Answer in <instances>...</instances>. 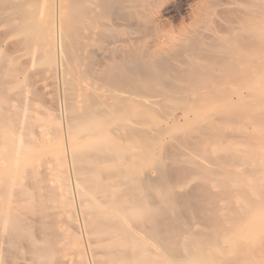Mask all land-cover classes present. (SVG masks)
Returning <instances> with one entry per match:
<instances>
[{"label": "rangeland", "instance_id": "374dc122", "mask_svg": "<svg viewBox=\"0 0 264 264\" xmlns=\"http://www.w3.org/2000/svg\"><path fill=\"white\" fill-rule=\"evenodd\" d=\"M69 4H71V1H68V0H61V4L59 3V10H60V16H61V18H63V19H66V15L68 16V13H69V15L71 14V5H69ZM131 4V6H129V7H133V8H131V10L130 9H128V11H130L129 12V17L125 20V22H118V24H119V27L120 28H118L117 26L118 25H116V26H114V24H113V21L111 20L112 19V15H110L109 16V18H107V19H105V18H102L100 21L102 22V23H104V24H107V25H112L113 26V29H116L117 31H121L120 33H117V35L115 34V36L113 37V41L115 42L116 40H118V41H120V42H118L117 41V43H121V40L123 41V39L125 40H127V41H124V42H128V43H126L125 45H128L129 47H131V49H132V47L133 46H135V43L137 44L135 47H137V46H141V44H142V48H145V49H148L149 51H152L153 52V54L156 56V58L157 57H161V55H162V57L161 58H167V57H169L168 55H167V53L169 54H172L173 53V58H171V56H170V60L171 59H174V61L173 60H171L170 62H169V64H171V65H173V67L175 66V68L176 69H174V68H172L173 69V71H171L172 69H170V67H169V73L168 74H172V75H168V74H166V75H168L169 77H172L173 75H175L176 73L175 72H177V71H180V73L182 72V71H184V70H186V68H188L186 71H185V73H184V76L186 77V75L187 74H190L191 75V73H194V75H191V77H190V75H188L186 78L184 77V76H182V73H181V75H179V77L181 76L182 78H184L183 80L181 79V77H180V79H175V80H177V81H172V80H169V81H172L174 84H172L171 82V84L172 85H174L173 86V88L174 89H176V86H178V90H179V88L181 89V91L180 92H177V90L175 91L172 87H171V85L170 84H168L169 86H170V89H166V88H169V86L167 85V87L166 86H164L165 85V79H166V83H168L169 81L167 80V76H166V78L164 79L163 77H165V76H162V73H161V76H160V74L158 75V73H156V75H154V77H156V78H161V81L159 80V79H155L153 76H152V78H153V80H152V78L150 79V78H143V77H141V78H139V77H136L135 79H136V81H135V83H133L132 85H133V87L134 86H137V87H135V88H133L132 87V85H131V87L129 86V84L124 88V89H119V88H115V89H113L112 90V92H113V94L112 93H110L111 92V90L109 91V90H107V92H106V89H110L111 87H108L107 88V86H106V88H104L103 87V85H100V84H94V83H89L90 81L91 82H93V80H91V79H89V78H84V76H83V74H82V72H81V70H80V68H79V66H78V64L76 65H74L75 66V72H74V74L73 75H75L74 77H72L71 78V80L74 78V80H75V82H77L76 84H74L73 86L72 85H70L69 83V85L70 86H68V87H71V88H74V89H78V90H76L77 91V95H75V91H73V89L71 90H69V91H71V93L72 94H74V98H76V99H74V98H72V96L73 95H71V93L70 92H67V87L65 88V87H63L62 85H61V80H60V77L57 75L56 77H55V75L53 76L51 73V76H50V74L46 71V70H48L51 66L50 65H48V63L45 61V60H41L40 59V54H39V56L37 55V52H36V54L34 53L35 51H34V45H30V46H32V47H30L29 45H26V36L24 35V34H22V33H12V30H11V33H10V30H9V32H8V27L7 26H5L4 25V22H2V23H0V34L2 35H0V38L1 39H3V40H1V42H0V61H1V59H2V61L0 62L1 64H0V69H2L3 68V71H4V68L5 69H7L8 71H9V69L12 71H7L6 70V72L4 71V73H3V75H4V77L6 78L7 76V78H6V80L7 79H9V80H5V78L3 77V79L5 80V82H8V81H12V79L11 78H13V79H15V81L13 80V82H11L10 81V83H14L15 84V86H14V88H12L11 89V91H10V93L9 94H14V92L16 93L17 91H18V94H14V96H15V98L14 99H16L17 97H18V99L17 100H14L16 103H18L17 101H19L20 103H22V101L24 100V98L23 99H21V97H25L26 96V93H27V96H28V98H30V102L32 103H30L31 104V106L30 107H32L33 108V112H32V114L33 115H31V114H28L29 116H30V120H31V122L33 123V127L35 128V126H36V128L34 129L33 128V133L34 132H37L38 134H39V138L41 139H39L38 140V137H37V139L36 138H34L35 139V141L34 142H36L35 144L36 145H38V148L36 147H33L32 149L30 148V147H26L25 149L27 150V152H26V155H21V156H19V158H20V160L22 161V164H21V169L19 170V176H18V183H17V185H18V187H20V186H22L23 184H24V186H22L20 189H18V188H14V190L16 191L17 189L20 191L21 189L23 190L24 189V187L26 186V188L27 189H29L30 187L29 186H33V184L31 185V181H30V184L28 183V181H24L23 180V178H22V173L24 172V171H27L26 170V167H28V168H30L31 169V171H30V169H28L30 172H25L24 174H26V173H29V174H31V175H28V174H26V176H30V177H28V178H31L32 177V174H35L36 172L37 173H39V175L41 174V176H42V174H43V176L41 177V176H39L37 173L35 174V175H37V176H39L40 178H43V180H45V178L47 179V182L45 181V184H47L46 186H47V191L48 192H46V194H45V196H47L46 197V201L44 200V198H45V196H43V200L44 201H36L35 202V200H33V202H31L32 204V207L30 206V208L29 209H31V210H33V212H31V210H29V209H26V211L28 210L29 212H30V214L31 215H29L28 213L29 212H27V215H24V217L25 216H27V218L29 217L30 218V220H29V218H28V221H30L31 222V220H33V221H35V219H36V221L39 219V217L42 215V217L44 216V218H46L45 216L46 215H50L51 214V216L49 217L51 220L50 221H48L47 220V222H49V224H50V222H51V224L52 225H54V232H53V227H50V228H52V229H50V232L48 233L47 232V234L49 235V237H50V235L52 234V236H54V239L56 240L57 238V240L56 241H54V242H56V243H58L57 245L58 246H60V247H65L64 248V250H63V252H61V257H60V259L59 260H61V261H57V262H55V263H52V264H72L73 262V264H78V263H76V261L75 260H79V262L80 263H82L83 261V259L81 258V257H85L86 259L84 260L85 262L84 263H89V264H92L91 262H89V261H91L90 259V256H91V253H89V249L87 248V246L88 245H86V244H88L87 243V241H86V239L87 238H85V233L83 232V229H82V227H81V217H82V212H81V206H79V205H81V201H80V203H78V200H81V199H79L80 197L78 196H76V192H75V190H74V188H73V193H72V204H70V205H72L71 207L69 206V207H66L65 206V202H66V200H65V198H64V196H61V193L63 194V190L61 189V188H59L60 187V179H59V177L57 178V176L56 175H58V172H57V166L58 167H60L61 169H65V167H68V164L66 165V164H62V162L61 161H58V160H56V158H61V156H63L62 158H64V162L66 161V159H68V150H69V142H68V139H66V137L67 136H64V135H66V134H64V131H66V130H62V132H63V136H62V139H60V141H58L57 142V140H55V142H53L52 144H50L49 142V140H50V138L51 137H43L42 138V134H45V132H48L47 134H53L52 132H56L55 131V129H54V127L52 126H49V125H52V124H50V122H51V120L54 118V119H57V117H59L58 118V120L59 121H61V123L63 122V118L65 119V115H66V110L65 109H63V108H65L62 104H63V99H64V97L63 96H65V94L66 95H68V96H65V97H70V98H72V100H76L75 102H78L76 105H78V106H80V107H77V113L79 114V115H77L78 117H85V114L83 115V114H81V111L82 112H84V113H87V112H85L86 110V108L89 106L88 104H90V109L91 110H89L91 113H92V111H96V113L94 112L93 113V115H96V114H98V115H100V114H102V113H104V111H105V109H104V107L105 108H111V110L110 111H114V113H116L117 114V112H115V111H119V113H120V109H121V113L119 114L118 113V115H115L114 113H113V116H107L106 117V122H108L107 123V125H105V129H106V127L109 125L113 130L112 131H110V129L107 131V132H105L107 135H109L110 134V132H113L114 133V131H115V133H118V131L121 129V127L123 128V127H125L126 125H119V122L121 123L122 121L120 120V116L122 115V112H124V113H126L127 114V116H125V118H127V117H130V118H132V120H134V121H131L130 119H128V123H131V127H133V129H134V131H135V129H138V130H136L137 132H134L131 128H130V125H129V127H128V125L126 126L127 128H129V130H130V132L131 133H129V130H125V135H126V137L128 138V137H131V138H133V139H135V140H133V139H127L126 138V141H125V145H124V149H122V150H124V151H129V152H124V151H122V150H120V152H119V154H121V156H122V153H123V155H124V157H122L121 158V156L117 153V152H111L110 154L112 155V154H114L113 155V157L110 155V158L112 159V163L110 164V165H99V164H96V162H95V164H96V166H95V169L96 168H101L102 169V171H104V172H106V174H107V171H109L111 174H112V171H113V175H111L110 174V176L112 177V176H114V175H116V173L117 172H120V171H127V172H131L130 171V169L134 172H132L134 175L133 176H135L136 177V179L138 178L139 180H138V182H140V179H142L143 181H141V188L143 189V190H145V187L147 186V190L149 191V193H151V195L149 194V195H147L148 194V191L147 190H145V192L142 190V189H138V187H139V183L137 182V185L138 186H136V188H135V186L134 185H136V183L134 184V182L132 181V183L133 184H131V185H133V186H131L130 188H131V190H132V192L133 193H135V194H138L139 196H143V193H144V198H145V194H146V200L144 199V202L146 201V203H145V205L146 206H148V204L150 203V202H154L153 204H162L161 203V201L163 200V201H165V200H168L169 202H176L177 201V205L176 206H174V209H172L173 208V206L171 207V208H168V211H169V209H171L170 211H172L173 212V215L172 214H170V211L168 212L167 211V213L165 214V216H159V218L160 219H163V220H166V219H168V221L170 220V222L172 223L171 224V226L173 227L172 228V230L170 231L171 233H170V238H172L171 236H176L173 240H175V242L177 241L178 242V239L180 240V242H178L179 243V246H180V248H181V253L180 252H177V251H180V248L179 247H177L178 246V244H177V242H176V245L177 246H175L176 248H174V246H173V244L175 245V242L174 243H171V245L173 246V248L174 249H176L175 251L177 252V254L175 253L174 255L175 256H172L173 258H178V259H176V261H178L179 263L178 264H203V262H204V264H224L226 261H228V263L227 264H244L245 262H246V264H247V259L248 258H252L253 257V259L254 258H256V255L257 254H263V252L262 253H260V252H258L259 250L257 249H255V248H257L258 246H259V244L261 243V244H264V239H262V238H264V236H263V233H264V213L263 214H255V215H253L252 216V218L251 217H245V219H247V220H245L242 216H240L239 218H241V219H239V220H242L241 222H239V220H238V218L236 217V216H238V213H232L231 211H228V209H227V207H228V204L226 205V203H228V201H225V199H226V197H225V195L223 194L224 193V191L225 190H221V188L219 189V187H220V184L218 183L221 179H223V176H217L218 174H219V172H216L215 170H213V168L215 169L217 166L219 167V169H220V171H221V169H223L225 166V164H222V163H217V164H220V165H217L216 163H215V159H213V157L214 158H217V156H219V154H221V153H225L226 151H233V152H237V153H239L240 155H243L244 154V152H241V151H239V150H243V151H248L249 149H250V146H248L249 144L246 142V143H244V141H243V143H241V144H239V142H238V144H237V142L235 141L234 142V140H232L233 141V143H231L232 141H230L229 142V140H225L224 142H222L223 140H221V142L220 141H218L219 140V138H217L215 135H213V133H212V131H211V133H212V135L213 136H215L214 137V139L211 137V135L209 134V131H210V129H209V131H208V129H205V130H207L208 131V134L205 132V134H204V132L202 131V130H204V129H200L201 130V132L200 131H198V129H199V127H198V125H200L201 126V121H202V125L205 123V121L207 122L208 120L209 121H213V119H214V121H216L215 119H217V121H218V119H220V121H222L223 122V120H224V118L227 116V115H231L232 116V114H233V116H234V114L236 115L235 117H237L238 118V115H240V118L242 117V115H244V112H243V114H236V113H238V112H240V111H242V109H243V111H244V108L243 107H241V105L239 106V108L241 109V110H239L238 112H236V113H233L232 112V114H229V113H231V112H227V115L221 120V118L220 117H223V115H225V110H228V108H229V106L228 105H226V104H228V102L230 103V102H232V100H233V102L234 101H236V103H237V106H238V100H235V99H237L238 97L240 98L239 99V104H241V102L242 101H244V100H246V102H247V100H249V95L250 94H248V96H246L245 97V95H247V93H253L252 95H258V96H260V97H263L264 96V94H263V96L261 95L262 93H264V90H263V88H264V53L262 52L261 53V50L262 49H264V39L261 41V39L263 38L262 37V35H264L263 33H264V0H134V3L132 2V3H130ZM129 4V5H130ZM66 5H67V7H66ZM137 5H139L138 7H136V8H134V6H137ZM140 7H142V8H140ZM137 8H139V11H138V9ZM132 13V14H131ZM133 14H135V17H134V15ZM133 16V17H132ZM132 17V18H131ZM142 17V18H141ZM69 18V17H68ZM67 18V19H68ZM71 18H73V16L72 15H70V18L69 19H71ZM134 18V19H133ZM137 18V19H136ZM68 19V20H69ZM135 19H136V21H135ZM67 20V21H68ZM73 20V19H72ZM70 21V20H69ZM85 21V23H86V25L84 26V22L82 21V23L80 24V23H77V25L76 26H78L79 27V29H76V27H75V30H77L76 32H78V31H80L79 33H80V35H82V34H84L83 36H88L89 35V25L91 24V22L89 21V20H84ZM1 22V21H0ZM126 22H128L127 24L128 25H126ZM121 24H122V26H121ZM257 24V25H256ZM127 27H126V26ZM139 25H141V28H139L138 26ZM259 25V26H258ZM125 26V27H124ZM256 26V27H255ZM57 26L56 25H54L53 26V28L55 29ZM258 27L260 28V32L259 31H257L256 30V28L258 29ZM86 28H87V30H86ZM122 28V29H121ZM123 28H127V29H124L123 30ZM3 30V31H2ZM57 30V29H56ZM98 28H96L95 29V31L96 32H98ZM5 31V32H4ZM124 31H127V32H124ZM249 31V33H251L252 31L255 33H253V35H252V33L250 34V36L252 35V37H253V39L255 40V42L253 43L252 41V43L255 45L256 43V45H261V47L258 49V50H260V52H259V54H262V56L261 55H259V57L261 56V58H258V55H257V57H255V56H253L254 57V59L253 60H251V58H252V56H250V55H248V50L250 49V51L252 52L253 50H256V47H254L253 46V44H252V48H250L251 46H249V44H250V41H248L247 42V40H246V38L245 37H243L244 36V34L246 35V33ZM4 32V33H3ZM259 32V34H257ZM6 33V34H5ZM10 33V34H9ZM74 33H75V31H74ZM82 33V34H81ZM115 33V32H114ZM127 33V34H126ZM249 33H247V35L249 34ZM9 34V35H8ZM121 34V35H120ZM242 34V40H245L246 41V43H247V45H246V43L242 46V43L244 42H242V40L239 38V35H241ZM257 34V35H256ZM262 34V35H261ZM76 35H79L78 33L76 34L75 33V36ZM79 35V36H80ZM118 35H120L121 36V38L120 37H117ZM255 35H256V37H255ZM79 36H78V39H79ZM124 36V37H123ZM191 36V37H190ZM232 38H231V37ZM257 36H259L258 38H260V40L257 38ZM77 37V36H76ZM226 37H227V39H226ZM235 37H238L240 40V42H242L241 44H239L235 39ZM252 37H249V39L251 38L252 39ZM19 38H21V39H19ZM22 38H24V39H22ZM223 38H224V40H228V41H224L223 40ZM230 38V39H229ZM257 38V39H256ZM73 39H75L74 37H73ZM71 40V45L72 46H75V44L74 43H76V42H78V45L80 44L79 43V41H78V39L76 40V42H75V40ZM84 39H85V37H84ZM83 38H82V36H81V38L79 39V40H81V43H82V41L83 42H85V40H84ZM214 39H215V41H214ZM17 40V41H16ZM136 40H139L140 42H138V41H136ZM193 40H195L196 41V45H197V47H194L193 45H192V43L193 44H195V42L193 41ZM230 40V41H229ZM232 40V41H231ZM257 40V41H256ZM9 41H10V43H9ZM21 41H23V42H21ZM202 41V42H201ZM8 42V43H7ZM16 42V43H15ZM21 42V43H20ZM46 42V41H45ZM110 43L111 42V40L110 39H108V41H107V43ZM192 42V43H191ZM200 42L202 43V44H200ZM233 42L234 43H236V44H234V45H232L233 44ZM106 43V44H107ZM199 43V44H198ZM215 43V46H217V45H222V47H223V49H221L220 48V46L218 47H213V44ZM232 43V44H231ZM237 43H238V45L240 46L241 45V48L239 49L238 48V45H237ZM15 44H17V45H15ZM190 44V45H189ZM21 45V46H20ZM24 45V46H23ZM78 45H76V46H78ZM180 47V48H178V46ZM192 45V46H191ZM200 45H203L202 46V49L203 50H210V51H212V52H203L202 50H200L201 49V47H200ZM255 45V46H256ZM4 46H6V49H5V47ZM27 46V47H26ZM36 47H37V50H38V52L40 53L41 51H42V49H44L43 51H46L47 49H48V47L47 46H43V45H41V46H39V45H35ZM42 46H43V48H42ZM80 46V45H79ZM127 46V47H128ZM190 46H191V49H192V47H194V49L196 48V51H195V54L194 53H192V52H194V49H193V51L190 49ZM199 46V47H198ZM209 46V48H207ZM233 46H237V47H233ZM249 46V47H248ZM20 47H22V48H20ZM28 47H30V49H29V51H28ZM38 47H40L39 49H41V51H39V49H38ZM128 47V48H129ZM134 47V48H135ZM182 47V48H181ZM212 47H213V50H212ZM245 48V47H248L249 49H247V48H245V51H247V52H245L244 50H242L241 51V49L242 48ZM259 47V46H258ZM15 50H14V49ZM18 48H19V50H21V51H19L18 50ZM98 47H96L95 48V50H99V48L97 49ZM133 48V49H134ZM200 48V49H199ZM211 48V49H210ZM232 48H234L236 51H234ZM243 48V49H244ZM177 49V50H176ZM191 50L190 51V55H192L193 54V56H190L188 53H187V50ZM247 49V50H246ZM18 50V51H17ZM181 51L180 53L181 54H179L178 52L179 51ZM188 50V51H189ZM198 50H200V51H202V52H198ZM206 50V51H207ZM4 51V52H3ZM31 51V52H30ZM34 51V52H33ZM100 52H102V50H99ZM98 51V52H99ZM173 51V52H172ZM216 52H218V53H223V55H214V53H216ZM257 53H258V51H256ZM256 52H254V53H256ZM35 55H34V54ZM79 53H81V52H79ZM103 53V52H102ZM177 54L178 53V55H180L179 56V58H176L175 59V57H177V55L175 56L174 54ZM233 53V54H232ZM188 54V55H187ZM203 54V55H202ZM208 54V55H207ZM252 54V53H251ZM18 55V56H17ZM160 55V56H159ZM183 55V56H182ZM195 55V56H194ZM197 55V56H196ZM203 57H202V56ZM211 56V58H212V61H213V56H215V59H216V61H217V59H219V58H216V57H225V56H227V61L224 59V61L225 62H227L228 64H230V63H232V64H230V65H228L227 63H226V65H228V67H231L232 65H233V69L231 68V71H227V73H226V70L225 71H223V68H218L219 66L221 67V65H219L221 62L220 61H222L223 62V59L222 60H220L219 62L220 63H218V61L215 63L214 61L212 62V61H210V59H209V57H207V56ZM253 55V54H252ZM256 55V54H255ZM3 56H4V58H3ZM205 56H206V58L208 59V61H210V63L212 62V63H215V64H212L211 65V68H210V66H207V65H209L210 63L206 60V63H207V65H206V63H205ZM2 57V58H1ZM10 57V58H9ZM28 57H30V58H27ZM180 57H182L181 59H180ZM195 57V58H194ZM202 57V60L204 61H200L199 59ZM17 58V59H16ZM37 58V59H36ZM193 58V59H192ZM199 58V59H198ZM229 58V59H228ZM255 58H256V62L254 63L255 64V66L253 65V62L252 61H254L255 60ZM258 58V59H257ZM17 60V61H15V60ZM36 59V60H35ZM4 60H7L8 62H10L9 64H7V61H4ZM228 60H229V62H228ZM236 60H240V62H242V63H244V61H245V64H247V63H249L250 62V60H251V62L249 63V64H247L250 68H249V71H248V68L246 69L247 70V72L246 71H244V68H246V67H248V66H246L245 67V65L244 64H240V62H239V64L236 62ZM262 60V61H261ZM38 63H37V62ZM188 62V63H187ZM247 62V63H246ZM7 65H6V64ZM26 63V64H25ZM29 63V64H28ZM187 63V64H186ZM257 63H260V67H259V65L257 64ZM19 64H21L20 66H21V68H20V66H19ZM38 64V65H37ZM41 64V65H40ZM191 64V65H190ZM196 66H195V65ZM225 63L223 62L222 63V65H224ZM8 65H9V67H8ZM11 65V66H10ZM37 65V66H36ZM48 65V66H47ZM171 65H169V66H171ZM219 65V66H218ZM234 65H236V70H234ZM253 65V66H252ZM257 65H258V70L256 69L257 68ZM8 67V68H6V67ZM13 66V67H12ZM78 66V67H77ZM191 66H193V67H191ZM205 66H207V69H209L208 71H207V69H205L206 67ZM218 66V67H217ZM225 66V65H224ZM195 67V69H193ZM198 67V68H197ZM205 67V68H204ZM209 67V68H208ZM226 67V66H225ZM228 67H226V68H228ZM13 68V69H12ZM26 68V69H25ZM40 70V72H41V70H44V71H42L41 73L39 72V70ZM197 69H198V71H197ZM230 69V68H229ZM13 70H15L16 72H18L17 74H16V72L15 71H13ZM37 70H38V73H37ZM188 70H190V72L188 71ZM195 70V71H194ZM194 71V72H193ZM215 71V72H214ZM15 72V73H14ZM35 72V74L33 75V73ZM44 72V73H43ZM208 74V75H205L206 73ZM233 72V73H232ZM243 72V73H242ZM248 72L250 73V74H248ZM13 73V74H12ZM187 73V74H186ZM200 73V75H201V77L203 78V76H205L204 78L205 79H203L202 80V78H201V81H200V79H198V76L200 77V75H196V74H199ZM203 75H202V74ZM213 73V74H212ZM242 73V74H241ZM244 73H245V75H244ZM246 73H247V76H246ZM1 74V73H0ZM9 74V75H8ZM39 76H38V75ZM40 74L41 75H43L44 76V78L42 77V76H40ZM177 74H178V72H177ZM186 74V75H185ZM2 75V74H1ZM10 75H11V77H10ZM15 75V76H14ZM80 75L81 76H83V77H80ZM163 75H164V73H163ZM225 75H228V77L227 76H225ZM232 76V78H233V76H236V77H234V80H235V78H242V80L244 79V81H245V79H247V77L250 75V78L252 79H250L251 80V82L250 81H248V82H242V80L241 81H239L240 80V78L238 79V81H239V83H243V85H242V83H241V86H238V85H235L234 83H232L230 80H233L232 78H230L231 76ZM242 75V76H241ZM13 76V77H12ZM47 76V77H46ZM49 76V77H48ZM52 76H53V78H52ZM158 76H160V77H158ZM177 75H175V77H176ZM195 76V77H194ZM219 78H218V77ZM222 76H224V80H228V78H230V82H228L227 80H226V82H228L227 84L228 85H226L227 87H228V90L230 91V92H228V91H226V93H228L229 94V96L228 95H226V94H224V92H222V95H221V93H219V91H221L223 88H227V87H225V84L223 83V85L224 86H222L223 88L221 89L220 87V85L222 84L221 82H222V79H223V77ZM45 77H46V79H45ZM75 77H77L76 79H75ZM81 79H80V78ZM174 77V76H173ZM178 77V76H177ZM217 77V78H216ZM1 78V80L3 81V79H2V77H0ZM31 80H30V79ZM48 78V79H47ZM188 78H191V79H189L191 82H189V80H188ZM217 80H216V79ZM222 78V79H221ZM16 79H18V80H16ZM36 79V80H35ZM51 79V80H50ZM55 79H56V81H58L59 80V83H57L56 81H55ZM58 79V80H57ZM83 79H86V80H84L83 81ZM139 79H141V80H139ZM154 79H155V81H156V85L154 84V88H152L153 87V83L155 82L154 81ZM192 79H193V81H194V83L196 84V85H198L199 84V87L201 88V90L200 89H198V87L196 86V85H194V83H193V81H192ZM209 79V80H208ZM212 79V80H211ZM218 79L220 80V81H218ZM153 81V83L151 82V81ZM157 80H158V84H157ZM181 80V81H180ZM204 80H207L206 82L204 81ZM233 80V81H234ZM237 80V79H236ZM235 80V81H236ZM248 80H249V78H248ZM26 81V82H25ZM54 81V82H53ZM183 81H184V84H186V85H184L183 84ZM188 81V82H187ZM203 81L205 82V83H207L206 85H205V83L204 84H202L203 83ZM215 83H214V82ZM217 81V82H216ZM5 82H3V83H5ZM29 82V83H28ZM74 82V83H75ZM83 83V85L82 86H85V87H82L81 88V84ZM159 82H162V83H159ZM218 82H219V84H218ZM225 82V81H224ZM3 83L1 82V85H3ZM55 83V84H54ZM85 83V84H84ZM190 85H189V84ZM191 83H192V85H191ZM238 82H236V84H237ZM8 84H9V82H8ZM59 84V85H58ZM71 84H73V82L71 81ZM80 84V85H79ZM88 84V85H87ZM163 84V85H162ZM211 84V85H210ZM5 85H7V83L5 84ZM25 85V86H24ZM27 85H28V87H27ZM35 85V86H34ZM90 85V87H88ZM162 87H161V86ZM202 85H203V87H202ZM205 85V86H204ZM207 85H209L208 86V88L210 87V89H208V88H205V87H207ZM240 85V84H239ZM61 86V87H60ZM76 86V87H75ZM93 86V87H92ZM152 86V87H151ZM164 86V87H163ZM22 87H23V89H26V90H23L22 89ZM88 87V88H87ZM166 87V88H165ZM183 89H182V88ZM190 87L191 88H195V89H192V90H194V91H192L191 89H190ZM211 87H213V89L214 90H216V91H214ZM19 88L21 89V90H23V91H21V90H19ZM31 88V89H30ZM33 88V89H32ZM61 88V89H60ZM89 88L91 89V90H89ZM97 88V90H95ZM99 88H100V90H99ZM131 88H132V90H131ZM138 88V89H137ZM221 89V90H218V89ZM36 89V90H35ZM63 89H65L64 90V94H63ZM67 89V90H66ZM80 89H84L83 91L82 90H80ZM116 89H117V91H116ZM134 89H136L137 91H139V93L138 94H136L137 93V91L136 90H134ZM159 89V90H158ZM161 89H162V91L163 92H165L166 93V95H165V93H163L162 91H161ZM199 91H198V90ZM252 89H254V91L252 92ZM28 90V91H27ZM114 90L116 91L115 93H114ZM118 90H120V91H118ZM134 90V91H133ZM167 90H170V91H172V92H168ZM190 90V91H189ZM218 90V91H217ZM250 90H251V92H250ZM27 91V92H26ZM66 91V92H65ZM73 91V92H72ZM96 91V93H98L97 91H99V93L98 94H96V96H98V98H100L101 100H102V102H101V100H100V104H99V100L96 98V96H95V94L93 95L92 93H94ZM122 91V92H121ZM123 91H125V92H123ZM127 91V92H126ZM142 91V93H140ZM161 91V92H160ZM204 91V92H203ZM209 91H211V92H209ZM25 92V93H24ZM30 92V93H29ZM92 92V93H91ZM106 92V94H104ZM158 93V95H156L157 93ZM173 92H177V94H176V96L178 95V93L180 94L181 92H186L184 95H183V93H181L182 95H178L177 97H175V93L173 94ZM207 92V93H206ZM247 92V93H246ZM20 93H23L24 95H22L21 96V94ZM118 93H122V95H120V94H118ZM124 93V94H123ZM127 93V95H125ZM160 93L162 94V98H161V95H160ZM12 94V95H13ZM29 94V95H28ZM37 94V95H36ZM83 94V95H82ZM86 94V95H85ZM88 94L91 96V94H92V96H93V98H95V100H93V98L91 97L90 98V96H88ZM101 94V95H100ZM111 96H110V95ZM132 94V95H131ZM164 94V95H163ZM171 94V95H170ZM188 94V95H187ZM213 94V95H212ZM260 94V95H259ZM21 97H20V96ZM36 96V97H33V96ZM99 95H100V97H99ZM115 95V96H114ZM143 95V96H142ZM160 95V96H159ZM174 96V98L175 99H177V100H174V98L173 97H170V96ZM206 95V96H205ZM211 95L213 96V97H216V99L214 98V99H211L210 97H211ZM251 95V96H252ZM11 96V95H10ZM14 96H12V97H14ZM63 97V99H62V97ZM80 96V97H79ZM85 97V100L83 101V99H84V97ZM106 96V97H105ZM125 96V97H124ZM128 96V97H127ZM134 96V97H133ZM144 96H145V98H144ZM147 96V97H146ZM185 96L187 97V99H185ZM198 96V97H197ZM236 96V97H235ZM11 97V98H12ZM82 97H83V99H82ZM88 97V98H87ZM115 97V98H114ZM119 97V98H118ZM122 97V98H121ZM151 97H152V101H150L151 100ZM184 97V98H183ZM189 97V98H188ZM206 97V98H205ZM256 97V96H255ZM260 97H258V100L259 101H261L262 99H260ZM11 98H8V101L9 100H11V101H13V99H11ZM26 98V97H25ZM34 98V99H33ZM69 98V99H70ZM108 100H107V99ZM113 98V99H112ZM120 100H118V99ZM125 98H126V102H125ZM135 98V99H134ZM141 98V99H140ZM143 98H144V101H143ZM154 98V99H153ZM157 98V99H156ZM181 98H183L182 100H178V99H181ZM197 98L198 99H200V100H197ZM203 98V99H202ZM210 98V99H209ZM232 98V99H231ZM243 98H244V100H243ZM247 98V99H246ZM254 98V97H253ZM253 98H251L250 100L252 101L253 100ZM264 98V97H263ZM38 99V100H37ZM81 99V100H80ZM89 99V100H88ZM90 99L92 100V101H90ZM123 99V100H122ZM136 99H137V101H136ZM205 99V100H204ZM207 99V100H206ZM218 99V100H217ZM229 99V100H228ZM27 100V99H26ZM78 100V101H77ZM97 100V101H96ZM115 100H117V104H119V105H117V108H119L118 110H117V108H116V101ZM122 100V101H121ZM130 100H131V102H130ZM133 100V101H132ZM135 100V101H134ZM223 100V101H222ZM250 100H249V103L247 102V104L248 105H250V107L248 106V108L250 109V111H249V109L247 108V107H245V108H247V111H249L250 112V114L252 113L251 111H252V108L255 110H257V113L256 114H254L256 117L258 116L259 117V114L261 115L262 113H261V111L263 112L264 110H263V107H262V105H260V104H263V102L262 103H260L258 100H257V102H255V100H253L255 103H251L250 104ZM29 101V100H28ZM28 101H26V102H28ZM81 101V102H80ZM82 101L84 102V103H82ZM89 101V102H88ZM94 101H96L97 102V105H98V107H97V105H96V107H97V109H99V110H97L96 109V107H95V103L96 102H94ZM105 101V102H104ZM125 103H124V102ZM139 101H140V103H139ZM146 101H150L149 102V104H150V106H148V107H146V106H144V104L145 105H147V103H145ZM155 101V102H154ZM197 101V102H196ZM24 103V105H23V107L24 106H26L27 105V107L29 106L28 104H29V102H28V104H26L25 105V101H23ZM33 102H34V105H33ZM93 102V103H92ZM115 103V105H114V103ZM122 102V103H121ZM137 104H136V103ZM154 102V103H153ZM231 103V106L232 105H236V103L234 104V103ZM20 103H18V105L20 104ZM57 103V104H56ZM58 103H59V105H58ZM87 103V104H86ZM105 103V104H104ZM106 103H108L107 105H106ZM126 105H124V104ZM128 105H127V104ZM134 105H133V104ZM144 103V104H143ZM191 103L193 104L192 106H191ZM196 103H197V105H196ZM207 103V104H206ZM245 103V102H244ZM82 104L84 105L85 104V106H82ZM94 105V108L92 109V105ZM104 104V105H103ZM109 104H110V106H109ZM132 104V105H131ZM143 104V105H142ZM154 104H155V106H154ZM190 104V105H189ZM199 104V105H198ZM15 105V104H14ZM17 105V104H16ZM16 105H15V108L16 109H18L17 107H16ZM17 105V106H18ZM21 105V104H20ZM19 105V106H20ZM86 105H88V106H86ZM114 105V106H113ZM121 105V106H120ZM153 105V106H152ZM195 105H196V110H195ZM201 105V106H200ZM202 105H204V106H202ZM100 106V107H99ZM106 106H109V107H106ZM178 106V107H177ZM198 106V107H197ZM261 106V107H260ZM22 107V106H21ZM22 107V108H23ZM30 107L28 108V109H30ZM39 107V108H38ZM82 107L84 108V110L82 109ZM112 107L114 108L113 110H112ZM126 107H129L130 108V110H129V108H126ZM150 107V108H149ZM157 108V109H155V108ZM161 107V108H160ZM180 107V108H179ZM228 107V108H227ZM233 107V106H232ZM232 107H230L231 109H230V111H232L233 109H232ZM36 110H35V109ZM42 108V109H41ZM146 108H148V111L146 110ZM190 108V109H189ZM192 108V109H191ZM223 108L225 109V110H223ZM236 108V107H235ZM262 108V109H261ZM21 111H22V109L21 108H19ZM116 109V110H115ZM149 109L151 110V111H149ZM152 109H153V111H152ZM222 109V110H221ZM65 110V111H64ZM128 110V111H127ZM137 110V111H136ZM157 110V111H156ZM187 110H188V112H187ZM198 110V111H197ZM221 110V111H220ZM30 111H29V113H30ZM99 111H101L100 112V114L98 113ZM127 111V112H126ZM143 111V112H142ZM147 111V112H146ZM192 111V112H191ZM196 111V112H195ZM201 111V113H199ZM218 111H219V113L220 114H222L221 116H220V114L218 113ZM222 111H224V113H222ZM246 110H245V113H249V112H247ZM45 112V113H44ZM138 112H139V114L143 117V123L141 122L142 121V119H140L141 117H139L140 115H138ZM156 112V113H155ZM191 112V113H190ZM194 112V113H193ZM211 112V113H210ZM41 113V114H40ZM123 113V114H124ZM128 113H130V114H128ZM144 115H143V114ZM160 113V114H159ZM215 113V114H214ZM217 113V114H216ZM242 113V112H241ZM253 113H255V112H253ZM253 113H252V116L251 115H249V116H251L252 117V119L254 118H256L254 115H253ZM42 115V116H41ZM125 115V114H124ZM128 115H130V116H128ZM167 115V116H166ZM219 115V116H218ZM246 115V114H245ZM248 115V114H247ZM263 115H264V113L261 115L262 117H263ZM57 116V117H56ZM117 116H119V117H117ZM207 116V117H206ZM228 116V118H230ZM56 117V118H55ZM91 116H89V118H90ZM116 117V118H115ZM190 117V118H189ZM194 117H195V119H194ZM258 117L256 118V122L258 121V123H259V119H262V117H259V119H258ZM31 118H33V121H32V119ZM86 118H88V116H86L85 117V122L84 123H86V121H88L89 122V124L88 123H86V124H83V126L85 125L86 126V130H85V128L81 125L80 127H81V129L80 128H78L77 130H76V132H75V137L77 138V140L78 141H75L74 140V144L72 143V145H74V146H77V145H79L78 147H79V151L81 152H83L85 155L88 153V151L90 150L89 149V147H87V146H89L88 144H87V142H91V139H89V138H91V137H88V135L90 136V134H91V128H90V126H87V124L88 125H91V127H92V121L91 120H89V118L86 120ZM108 118V119H107ZM112 120H110V119ZM119 118V119H118ZM149 118V119H148ZM163 118V119H162ZM250 118V117H249ZM245 118V117H243L240 121H238L237 122V120L238 119H236V121H235V119H233V121L232 122H230L229 120V122L230 123H232L231 124V126H230V123H229V126H228V124H226V123H224L225 124V126H223V124H221V123H217V124H214V125H217V128H222V129H224V131L225 132H227V130H228V133L230 132H234V131H238V132H242V131H247V132H249V131H251V135L253 134L255 137H256V134H257V136H259L260 134H261V128H262V130H264L263 128L264 127H261V125L260 124H258V123H256L254 120H253V122H255V123H253L254 125H251L250 123H251V121H252V119L250 118ZM53 119V121H55ZM139 119H140V121H139ZM146 119H148V122L146 121L145 122V120ZM227 119V118H226ZM226 119H225V122H228V121H226ZM258 119V120H257ZM18 120V119H17ZM116 120H117V122H118V124L116 123ZM194 120V121H193ZM250 120V121H249ZM263 120H264V117H263ZM19 121H20V118H19ZM48 121V122H47ZM141 122V123H139V122ZM213 121V122H214ZM216 121V122H217ZM249 121V122H248ZM21 122V121H20ZM126 122H127V120H126ZM124 123V124H127V123ZM234 122V123H233ZM18 123V125L20 124L19 122H17L16 121V124ZM53 123V122H52ZM112 123V124H111ZM123 123V122H122ZM121 123V124H122ZM145 123H147V124H145ZM198 123H200V124H198ZM235 123H238L237 125L235 124ZM249 124V126L247 125V126H245L246 124ZM34 124H35V126H34ZM106 124V123H105ZM172 124V125H171ZM198 124V125H197ZM233 124H235V125H233ZM241 124H243V125H241ZM48 125V126H47ZM112 125V126H111ZM137 125V126H136ZM151 125V126H150ZM174 125V126H173ZM177 125V126H176ZM193 125H195V126H193ZM258 125H260L259 127H258ZM41 126H44V128H43V131L40 129V127ZM55 126V125H54ZM114 126V127H113ZM116 126L119 128V130L116 128ZM162 126V127H161ZM164 126V127H163ZM189 126H190V128H191V131L193 132V130H195L197 127H198V129L196 130V132H197V134L198 135H196V136H193L194 134H192L191 135V137L193 138H191V140H194V142L193 141H191L190 140V134H187V135H185L183 132H186V130H187V128H188V130H189ZM233 126V127H232ZM49 129H48V128ZM87 127H88V129H87ZM109 127V128H110ZM135 127H137V128H135ZM159 127V128H158ZM174 127V128H173ZM194 127H196V128H194ZM224 127V128H223ZM39 130H38V129ZM42 128V127H41ZM51 128V129H50ZM62 128V127H61ZM84 128V129H83ZM90 128V129H89ZM164 128V129H163ZM194 128V129H193ZM203 128V127H202ZM228 128V129H227ZM232 128V129H231ZM253 128V129H252ZM257 128V129H256ZM117 129V130H116ZM147 129L149 130V131H147ZM155 129V130H154ZM193 129V130H192ZM3 130V129H2ZM41 130V132H38V131H40ZM45 130V131H44ZM85 130V131H84ZM139 130H141V134L139 133L140 131ZM170 130H171V132H170ZM185 130V131H184ZM4 131H6V132H4ZM4 131H1L2 133H3V135L5 136V137H9V135H10V133H8V132H10L9 130H4ZM51 131V132H50ZM82 131V132H81ZM88 131H90V132H88ZM105 131V130H104ZM147 131V134L148 135H146V132ZM86 132H88V133H86ZM156 132V133H155ZM158 132V133H157ZM202 133L203 132V134H200V133ZM36 133V134H37ZM41 133V134H40ZM66 133V132H65ZM113 133L110 135V137H112L113 139H115V137H114V135H113ZM139 133V134H138ZM144 133H145V135L149 138L151 135L153 136H151L154 140L152 141V142H150V140H152V139H145V138H147L146 136L144 137ZM178 133V134H177ZM186 133H188V131L186 132ZM190 133V132H189ZM194 133H195V131H194ZM250 133V132H249ZM255 133V134H254ZM85 134V135H84ZM130 134V135H129ZM185 135V139L182 141V139L184 138L183 136ZM215 134V133H214ZM235 134V133H234ZM263 134V133H262ZM84 135V136H83ZM141 135V136H140ZM156 135H158V136H156ZM173 135H174V137L175 138H173ZM136 136H137V138L140 136V138H136ZM156 136V137H155ZM182 136V137H181ZM201 136V137H200ZM204 136H206V137H208V138H206V137H204ZM263 136V137H262ZM36 137V136H35ZM65 137V138H64ZM79 137H82V139H80ZM169 137H171V141H169V139L168 138ZM179 137H180V139H179ZM186 137H188V138H186ZM196 137V138H195ZM156 138V139H155ZM166 138V139H165ZM178 138V139H177ZM195 138V139H194ZM215 138H216V140H215ZM259 139H257V140H260V136L258 137ZM261 138H264V134L263 135H261ZM48 139V140H47ZM175 139V140H174ZM186 139H187V141H186ZM201 139V140H200ZM65 140H67V141H65ZM130 142H129V141ZM132 140H133V142H132ZM147 142V144H150L149 146H147V144H146V142ZM148 140V141H147ZM167 140H168V144H166V142H167ZM178 140H180V141H178ZM188 140H190V141H188ZM197 140V141H196ZM198 140H199V143H198ZM207 141V142H205V141ZM262 140V139H261ZM42 141V142H41ZM47 141H48V144H47ZM54 141V140H53ZM128 141V142H127ZM134 141H136V142H134ZM156 141V142H155ZM209 141V142H208ZM213 141V142H212ZM255 141V140H254ZM254 141H252L251 143H252V147H253V142ZM46 143V145H45V143ZM81 142V143H80ZM86 142V143H85ZM149 142V143H148ZM154 142V145L152 144ZM185 142V143H184ZM187 142H188V144H187ZM203 142V143H202ZM204 142L206 143V145L204 144ZM217 142H220L221 143V145H220V143L217 145V144H215V143ZM261 142V141H260ZM60 143V144H59ZM65 143H66V145H65ZM68 143V144H67ZM156 143V144H155ZM178 143V144H177ZM194 143H195V145H194ZM200 145V147H199V145ZM201 143V144H200ZM207 143H210V144H213V145H208ZM223 143V144H222ZM250 143V144H251ZM256 142H254V146L255 147H257V145L255 144ZM259 143V142H258ZM84 144H86V147H85V145ZM135 144H137V145H135ZM172 144V145H171ZM204 145V147L207 149L205 152H203L204 150H203V148H202V146ZM260 144V143H259ZM60 145V146H59ZM81 145H83V147L81 146ZM141 145V146H140ZM146 145V147H144ZM151 145H153V146H151ZM165 145H167V146H165ZM174 145V146H173ZM178 145H179V147H178ZM181 145V146H180ZM184 145H186V146H184ZM193 145H194V147H193ZM196 145H198V146H196ZM68 146V147H67ZM80 146H81V148H82V150H81V148H80ZM131 146V147H130ZM134 146V147H133ZM135 146L136 147H139L138 149H136L135 148ZM163 146H165V147H163ZM189 146V147H188ZM229 146H230V148L231 149H229ZM248 146V147H247ZM66 147V148H65ZM142 147H144V149L147 151L148 150V148L150 147V149H149V152H150V150L152 151V152H155V150H157L156 152H158L157 154H156V152H155V154L153 153V155H151V154H149V152H146V151H144V149L142 148ZM162 147L164 148V151H162ZM173 147V148H172ZM185 147H186V149H185ZM212 147V148H211ZM219 147V148H218ZM30 148V149H29ZM68 148V149H67ZM155 148V150H153ZM180 148V149H179ZM188 148V149H187ZM190 148H192V150L191 151H193V148H195L196 150L198 149L199 150V152H198V150L196 151L195 149H194V154H196L197 155V152H198V154H200V150H202L201 151V155H203L204 153H205V155L204 156H201L202 157V159H200V156H196V158H199V159H196L194 162H196L197 161V163H196V166H199V168H197V167H195V165H193V166H190L191 164V162H193L192 160H194L195 159V157H194V159H191L192 158V155L191 154H193L191 151H189L190 150ZM202 148V149H201ZM211 148V149H210ZM218 148V150H216ZM66 149V150H65ZM85 149H87V151L85 150ZM125 149H129V150H125ZM132 149V150H131ZM170 149H171V152H170ZM173 149H174V151H173ZM179 150V152L178 153H180V154H178L177 153V151ZM223 149V150H222ZM229 149V150H228ZM137 150V151H136ZM144 152H143V151ZM168 152H167V151ZM182 151V154H181V151ZM210 150H211V152H210ZM217 152H216V151ZM33 151V152H32ZM35 151V152H34ZM55 151V152H54ZM138 151H140L141 153H139ZM172 151H173V153H172ZM220 151V152H219ZM61 152L63 153V154H61ZM65 152V153H64ZM86 152V153H85ZM91 152V151H90ZM136 154H135V153ZM189 153V152H191V154H190V156H187L185 153ZM208 152H209V154H208ZM129 153H131V156L129 155ZM132 153H134V155L132 154ZM146 153H148L149 155V157H145L144 155L146 154ZM160 153H162V156L161 157H163V156H165V155H167V153H168V156H169V154H170V158H171V156H172V158H173V154H174V156H176V157H174V159L176 158L177 159V162H176V160L175 161H171V160H168V161H166V163L165 164H163V161L160 159L161 157H160ZM166 153V154H165ZM175 153H177V154H175ZM53 154H55V155H57V156H53ZM59 154H60V156H59ZM89 154V153H88ZM138 154V155H137ZM172 154V155H171ZM184 154V155H183ZM194 154H193V156H194ZM211 154H214V156L213 155H211ZM48 155H50V156H48ZM65 155V156H64ZM90 155H91V153H90ZM89 155V156H90ZM117 155H119V156H117ZM125 155H126V157L128 156V158H125ZM147 155V154H146ZM155 155H157L156 157H155ZM210 155V156H209ZM88 156V155H87ZM89 156L88 157H86V159H85V167L87 168V169H90V170H92L93 169V166H94V164H93V162H91V160H90V158H89ZM115 156V157H114ZM134 156V157H133ZM152 156V157H151ZM154 156V157H153ZM208 157V158H210L209 160H210V163H209V160L208 159H205V160H203L204 159V157ZM261 156V155H260ZM50 157H52V158H50ZM118 157H120L122 160H120L119 161V158ZM145 157V158H144ZM154 158V159H151V158ZM166 158H167V156H165ZM262 157H264V155L263 156H261L260 158H258V163H259V165H261L262 167H260L259 169L261 170L260 171V174H261V176L263 177V179H264V170L263 169H261V168H263V164H264V158H262ZM24 158H26L25 160H24ZM42 158V159H41ZM50 158V159H49ZM89 158V159H88ZM115 158H117L116 160H115ZM160 159L161 161L159 162V165H158V160L157 159ZM164 158V157H163ZM52 159V160H51ZM127 159V160H126ZM130 159H131V161H130ZM139 159V160H138ZM143 159V160H142ZM169 159V158H168ZM188 159V160H187ZM27 160V161H26ZM43 160H46V161H43ZM129 160V161H128ZM138 160V161H137ZM203 160V164H202V162L201 161ZM208 162H207V161ZM53 163H52V162ZM68 161L69 160H67V163H68ZM119 161V162H118ZM170 161V162H169ZM181 161H184L185 162V164L187 163H189L187 166L185 165V164H183ZM189 161V162H188ZM211 161H214V163L217 165L216 167H214V166H211V168H210V166L209 165H204V164H210V165H214V163L212 164V162ZM41 162H42V164H41ZM45 162V164H43ZM49 162H51V164L49 163ZM120 162H122L121 164H120ZM141 162V163H140ZM151 162H152V164L154 163V164H156V165H154L153 164V168H152V165H151ZM162 162V163H161ZM165 162V161H164ZM180 163V164H174V163ZM200 164H199V163ZM33 163H34V165H33ZM35 163H37L38 165H36ZM58 163H59V165H58ZM119 164V165H117V164ZM133 163H135V164H133ZM138 163V164H137ZM147 163H149V164H147ZM162 165H161V164ZM56 165V166H53V165ZM62 166H61V165ZM92 164H93V166H92ZM130 164V165H129ZM168 164V165H167ZM198 164V165H197ZM160 165L163 167V166H165V165H167V166H169L170 167V165H171V167L169 168V169H164L165 167H161L160 168ZM201 165V166H200ZM204 165V166H203ZM43 166H45V167H43ZM47 166V167H46ZM52 166V167H51ZM90 166H91V168H90ZM151 166V167H150ZM177 166V167H176ZM189 166V167H188ZM208 166V167H207ZM43 167V168H42ZM89 167V168H88ZM157 167H158V169H157ZM194 167V168H193ZM207 167V168H206ZM218 167L216 168V170L218 171ZM35 168H37V169H35V171H34V169ZM45 168H47V170H45ZM52 168V169H51ZM155 168V169H154ZM168 168V167H167ZM181 168V169H180ZM184 168V169H183ZM192 168V169H191ZM197 168V169H196ZM50 169V170H49ZM54 169V171H52ZM63 169V170H64ZM119 169H120V171H119ZM161 169H164L163 171H164V173H166V177H167V181H170L169 183L168 182H166V184L167 185H165V184H163L165 181H164V179H166V177H164V174H162V179H160L161 181H157V178H159V175L160 174H158L159 172H158V170H160L161 171ZM172 169V170H171ZM207 169V171H205ZM208 169L210 170V171H208ZM234 170L236 169V171H238V172H241V170L240 169H238V168H233ZM112 170V171H111ZM117 170V171H116ZM149 172H148V171ZM156 170V171H155ZM197 170H199V172L197 171ZM201 170H203V171H201ZM21 171H23V172H21ZM50 171V172H49ZM51 171H52V174L54 175H52L51 174ZM166 171V172H165ZM168 171H169V173H168ZM171 171V172H170ZM173 171V172H172ZM197 171V172H196ZM200 171L202 172V174L200 173ZM205 171V172H204ZM158 172V173H157ZM180 172V173H179ZM208 172H214L215 174H217V175H215V174H212V173H208V174H210V176L208 175V176H206L207 175V173ZM150 173H152V174H150ZM161 173H162V171H161ZM168 173V174H167ZM171 173V174H170ZM195 173V175H197V176H200V177H202L203 178V180L204 181H202L203 183H209V184H206L207 185V187H206V185L205 184H203L202 182H201V184L199 185V181H200V177H197V176H195V175H193ZM200 173V174H199ZM23 174V175H24ZM190 174V175H189ZM206 174V175H205ZM70 175V176H69ZM147 175V176H146ZM151 175V176H150ZM153 175V176H152ZM158 175V176H157ZM168 175H169V177H168ZM189 175V176H188ZM213 177H212V176ZM25 176V175H24ZM68 176H69V180H70V182H71V184H72V187H74V176L72 175V173L70 172L69 174H68ZM132 176V174H131V177L130 178H135V177H133ZM146 176V177H145ZM150 176V177H149ZM186 178H184V177ZM233 176L234 177H237V179H236V181H230L229 182V189L231 188V190L233 191L234 190V188L233 187H235V188H238L239 189V185L240 184H238V176H237V173L235 174H233ZM56 177V178H55ZM144 177L146 178V181L147 182H149L150 180V182L151 183H145L144 181H145V179H144ZM151 177H153V178H151ZM160 177H161V175H160ZM210 177H211V179H210ZM169 178V179H168ZM172 178V179H171ZM178 178H180V179H178ZM209 178V179H208ZM20 179H21V181H20ZM26 180H28L27 179V177L25 178ZM96 179V178H95ZM135 179V180H136ZM215 179H216V181H215ZM41 180V179H40ZM131 180V179H130ZM153 180V181H152ZM159 180V179H158ZM24 181V182H23ZM58 181V182H57ZM96 181H97V179H96ZM182 181V182H181ZM187 181V182H186ZM254 179H252V178H248V180H247V185H253V184H255L254 182ZM22 182V183H21ZM25 182H27L28 184H26ZM98 182V181H97ZM156 182H157V184H156ZM183 182H185L184 184H183ZM198 182V183H197ZM216 182V183H215ZM33 183V182H32ZM180 183V184H179ZM195 183H197L198 185H199V187H200V189H202L201 187H203V189L205 190V188H207L206 190L209 192V191H211V192H207L206 190L204 191L203 189H202V191L198 188V186H197V184H195ZM220 183H221V181H220ZM148 184V185H147ZM154 184V185H153ZM161 184V185H160ZM179 184V185H178ZM203 184V185H202ZM214 184V185H213ZM217 184H219V186H217ZM20 185V186H19ZM155 185L158 187V188H156L155 187ZM170 185V186H169ZM191 185V186H190ZM202 185V186H201ZM57 186H59L58 187V191L57 190H55V189H57L56 187ZM155 188V189H152L153 190V192L151 191V189L149 188ZM162 186V187H161ZM174 187V189H173V187ZM176 186V187H175ZM190 186V187H189ZM195 186H197V188L195 187ZM208 186L209 187H211V189L210 188H208ZM216 186V187H215ZM160 187V188H159ZM170 187V188H169ZM205 187V188H204ZM25 188V189H26ZM135 188V189H134ZM140 188V187H139ZM189 188H191V189H189ZM31 190H32V188H30ZM46 189V188H45ZM44 189V190H45ZM173 189V191H171ZM250 189H252V192H253V194H254V198H256L257 199V202L258 201H260V197L258 196V194H257V192L255 191L256 189H254V188H250ZM254 189V190H253ZM17 190V191H18ZM43 190V189H42ZM43 190V192L40 190V194L41 193H43V195H44V193H45V191ZM142 190V191H141ZM169 190V191H168ZM175 190V191H174ZM190 190V191H189ZM196 190L198 191V190H200V191H198V192H196ZM13 192V193H16V192ZM18 191V192H19ZM55 191V192H54ZM147 191V192H146ZM177 191V192H176ZM191 191H193V192H191ZM212 191H213V193H212ZM21 192V191H20ZM32 192H33V190H32ZM57 192V193H56ZM139 192V193H138ZM167 192V193H166ZM185 192V193H184ZM188 192H189V194L190 193H192L191 195H195L194 197H196V196H200V198H196V200H195V198L193 197V200H192V197L190 196V199L187 197L188 196ZM200 192H201V194H204L205 195V192L206 193H208L209 195H210V193H211V195H210V197L212 196L213 197V199H207V198H205V196H207V195H205V196H201V195H199L200 194ZM217 192L219 193V195H215V194H217ZM223 192V193H222ZM51 193V194H50ZM53 193H54V195H53ZM176 193L177 194H179L178 195V197H181V199L179 198V201L178 200H176V199H178V197L177 196H175L176 195ZM187 193V194H186ZM199 193V194H198ZM17 194V193H16ZM15 194V195H16ZM174 194V195H173ZM184 194H186V195H184ZM213 194H214V196H213ZM221 194V195H220ZM18 195V194H17ZM16 195V196H17ZM33 195V194H32ZM61 197H60V196ZM78 195V194H77ZM99 195V194H98ZM181 195H184L183 196V198H185V199H183L182 198V196ZM208 195V196H209ZM50 196V197H49ZM148 196H150V197H148ZM152 196V197H151ZM172 196V197H171ZM207 196V197H208ZM12 197L13 196H11L10 197V200L13 202L14 201V199H15V201H16V197L14 196L13 197V199H12ZM56 197H57V199H56ZM187 197V198H186ZM216 197V198H215ZM223 197V198H222ZM225 197V198H224ZM3 198V199H2ZM51 200H50V199ZM150 198V199H149ZM162 198V199H161ZM204 198V199H203ZM209 198V197H208ZM221 198V199H220ZM64 199V200H63ZM198 199L200 200H202V201H199V203H198ZM207 201H206V200ZM216 199V200H215ZM222 199H224V200H222ZM235 199V200H234ZM233 200H234V205L235 206H241V200L239 199V198H234ZM57 200V201H56ZM161 200V201H160ZM173 200H176V201H173ZM182 200H184V201H182ZM185 200H189L188 202L189 203H193V206L194 207H196L197 206V204L199 205V206H197V207H202V209L201 210H195L196 208H194L193 206L191 207V205L189 206V203L187 202V201H185ZM195 200V201H194ZM206 201L205 203L206 204H208V205H206L205 203H204V201ZM210 200H211V202H210ZM50 201V202H49ZM183 203H182V202ZM216 201V202H215ZM5 202V198H4V196L3 197H0V203H4ZM60 202V203H59ZM168 202V203H169ZM185 202V203H184ZM195 202H197L196 204H195ZM210 204H209V203ZM214 202V203H213ZM238 202V203H237ZM240 202V203H239ZM38 205V203L41 205V209H40V205H38L39 206V208H36V209H38V210H36V209H33V207H34V205H36V204ZM43 203L45 204L44 206H42L43 205ZM59 203V204H58ZM167 203V202H166ZM182 203V204H181ZM211 203H213V204H211ZM226 205H224V204ZM262 203H264V200L263 201H261L260 203H258L259 205L261 204L262 205ZM13 204H14V202H13ZM12 204V205H13ZM64 204V205H63ZM74 204V205H73ZM15 205V204H14ZM13 205V206H14ZM36 205V206H37ZM150 205H152L151 203H150ZM149 205V206H150ZM178 205H180V206H178ZM182 205V206H181ZM184 205H186V208H183L184 207ZM203 205V206H202ZM211 205V206H210ZM216 206L215 208H213L214 206ZM222 205V206H221ZM225 207H224V206ZM258 206V207H261V208H263V206L264 205H262V206ZM37 206V207H38ZM58 206H59V208H58ZM60 206H61V208H60ZM76 206V207H75ZM209 206V207H208ZM219 206V207H218ZM44 208V210L46 211V212H43L42 213V211H44L43 210V208ZM48 207H51L50 209L48 208ZM79 207V208H78ZM179 207V208H178ZM191 207V208H190ZM221 207H223V208H225V210H223V208H221ZM188 208H190L189 210H191V211H189L188 210ZM211 208H212V210H211ZM216 208H217V211H216ZM220 208V210H218ZM73 209V211H76V212H74V216L73 215H71V213H69V211L70 210H72ZM183 209H185V214H183V213H181V211ZM198 209V208H197ZM207 209V210H206ZM214 209V210H213ZM42 210V211H41ZM66 210H69L68 211V214H69V216H68V214H67V211ZM178 210V211H177ZM179 210H180V212H179ZM188 211V213L189 212H192V211H194V212H192V215H191V213H189V215H187L188 213H187V211ZM209 210V211H208ZM227 210V211H226ZM36 211V212H35ZM38 211V212H37ZM57 211V212H56ZM176 211V212H175ZM195 211H197V212H195ZM225 211V212H224ZM242 211L244 212V209H242ZM39 212H41L40 213V216L37 218V215L39 214ZM54 213V217H53V213ZM59 212V213H58ZM81 214H80V213ZM201 212L203 213H207V214H204V215H202L201 214ZM25 213V212H24ZM34 213H36L35 214V216L33 215ZM45 213H48V214H45ZM57 213V214H56ZM136 211H134V210H131L130 211V214H131V216L132 217H136ZM174 213L176 214V219H178V217H179V213L181 214L180 215V218H181V220L182 221H184L186 224H179L178 223V220L177 221H175L174 220V218L175 217H173L174 216ZM178 213V214H177ZM211 213V214H210ZM257 213V212H256ZM26 214V213H25ZM168 214V215H167ZM169 214L170 215H172V217H173V219H172V217L171 216H169ZM196 214V215H195ZM199 214H201V215H199V216H201V218L200 217H198V215ZM209 214H210V216H209ZM218 214H219V216H218ZM29 215V216H28ZM34 216V218H33V216ZM183 215V216H182ZM186 215H187V217H186ZM195 215V216H194ZM227 216V219L229 220L230 219V221H227L226 220V216ZM75 217L76 219H77V221L78 222H75V218H73V217ZM182 216V217H181ZM202 216H204L205 217V219L202 217ZM216 216V217H215ZM169 217V218H168ZM192 217V218H191ZM211 217H213L212 219H211ZM219 218V220L217 219L216 220V218ZM180 218H179V220H180ZM188 218H190V219H188ZM200 218V219H199ZM207 218H209V219H211V220H213V219H215V222L214 223H217V225H214V226H219V227H213L212 225L214 224L213 223V221L211 222V220H206ZM234 218V219H233ZM235 218H237V221H236V219ZM47 219V218H46ZM160 219H158L159 221H160ZM233 219V220H232ZM179 221V222H182V221ZM222 220V221H221ZM224 220V221H223ZM232 220V221H231ZM246 221V222H243V221ZM33 221H32V223L31 224H34L33 223ZM36 221H35V223H36ZM187 221H189V222H187ZM204 221H207V222H204ZM208 221H210L211 223H213L212 225L210 224V222H208ZM217 221V222H216ZM221 221V222H220ZM74 222V223H73ZM161 222V221H160ZM176 222H177V225H176ZM218 222H220V223H218ZM235 222H238V223H235ZM56 225H55V224ZM203 223L204 224H206L207 226L209 225V226H211V228L212 229H214V230H212L211 229V231H213V232H211L210 231V227L208 226L207 228H206V225H203ZM208 223V224H207ZM221 223H223V227L221 226L222 224ZM48 224V225H49ZM189 224H191V225H189ZM237 224V227L238 228H236V225ZM238 224H241V225H238ZM243 224L245 225V226H243ZM246 224H247V226H246ZM51 225V226H52ZM176 225V226H179L180 225V229H181V227L183 228L184 227V229H181V230H179V228H177V227H174V226ZM182 225V226H181ZM203 227H205V228H203ZM50 226V225H49ZM195 226V227H194ZM229 226H230V228H229ZM235 226V227H234ZM31 227H34V228H31ZM38 227V226H37ZM37 227H36V224H35V226H33V225H30V228H29V230H28V232H29V236H33L34 234H36L37 233ZM188 227V228H187ZM190 227V228H189ZM231 227H234V229H237L238 231H236V230H234L233 228L231 229ZM245 228V230L246 229H252V231L250 232H247V231H245L244 230V228ZM247 227V228H246ZM57 228H58V231H57ZM78 228V230H76ZM186 228H187V230H190V232H188L187 230H186ZM221 229V228H224V229H221V231L223 230V231H225V232H227V231H229L230 232V229H231V233H224L223 231V233L221 232V233H219V237H216V235H214V234H216V233H218V232H220V230L219 229ZM228 228V229H227ZM33 229V231H31L30 232V230H32ZM175 229V230H174ZM192 229V230H191ZM194 229H195V231H194ZM207 229H209V230H207ZM215 229H217V231H215ZM227 229V230H226ZM243 231H242V230ZM163 230H164V228H163ZM175 232H174V231ZM196 230L198 231V232H196ZM205 230V231H204ZM219 230V231H218ZM49 231V230H48ZM56 231H57V234H56ZM186 231V232H185ZM235 231H236V233H235ZM245 231V232H244ZM33 232V233H32ZM174 232V233H173ZM213 233V234H211V233ZM61 234V235H59V234ZM181 234V236H179L180 234ZM191 233H193V234H191ZM200 233V237L198 236V234ZM209 233V234H208ZM234 233H235V235H234ZM258 233H259V235H261V236H263L262 238H261V236H259L258 235ZM78 234V235H77ZM80 234V235H79ZM175 234V235H174ZM196 234H197V239H203V240H201L200 242V245L201 246H199V240L198 241H195V242H193L194 240H192V239H196ZM211 234V235H210ZM222 234V235H221ZM249 234V235H248ZM4 235V234H3ZM77 235V236H76ZM82 235V236H81ZM179 237H178V236ZM193 235V236H192ZM207 235H209L207 238H206V236ZM256 235V236H255ZM34 236H36V235H34ZM55 236H58V237H55ZM60 236V237H59ZM202 236V237H201ZM2 236L0 235V238H1ZM5 237H6V234H5ZM76 237H77V239H76ZM192 237H194V238H192ZM209 237L211 238V244L209 245V241H210V239H209ZM214 237V238H213ZM258 237H259V239H258ZM51 238H53V237H51ZM85 238V239H84ZM178 238V239H177ZM192 238V239H191ZM257 238V239H256ZM81 239V240H80ZM83 239V240H82ZM196 239V240H197ZM206 239H208L207 241H205ZM216 239V240H215ZM261 239L263 240V241H261ZM172 240V239H171ZM170 240V241H171ZM216 241V243L218 244V242H219V244H220V246H219V244L217 245L216 243H213V241ZM251 240H253V242H255V244H253L252 243V241ZM255 240V241H254ZM60 241V242H59ZM81 241V242H80ZM84 241H86V242H84ZM238 241V242H237ZM82 242H84V243H82ZM173 242V241H172ZM193 242V244H191V243ZM208 242V243H207ZM237 242V243H236ZM241 242H242V245H245V246H241V249L240 248H237V247H240V244H241ZM243 242H244V244H243ZM260 242V243H259ZM263 242V243H262ZM81 243V245H82V250H81V253L80 254H78V253H76L77 255L76 256H78V257H76V259H75V257H73L74 256V254H73V252L75 251V252H77V246L79 245ZM206 243V244H205ZM191 244V245H190ZM197 244V245H196ZM204 244V245H203ZM214 244V245H213ZM222 244V245H221ZM261 244H260V247L259 248H261ZM80 245V246H81ZM170 244H169V246L172 248V246H171ZM186 245V246H185ZM187 245H188V247H189V249H190V247H191V249H190V251H189V249L187 248ZM194 245H196V246H194ZM238 245V246H237ZM248 245H251L252 247H248V249H249V251H250V249L252 248V250L254 251V252H252V250H251V252L252 253H248V252H246L247 251V246ZM206 246V247H205ZM221 246H224V247H221ZM264 246V245H263ZM69 247V248H68ZM197 247V248H196ZM205 247V248H204ZM220 247L222 248V249H220ZM88 249V250H86V249ZM201 248V249H200ZM227 250H226V249ZM236 248V249H235ZM242 248H244L243 249V252L241 253L240 252V250H242ZM245 248H246V251H245ZM101 249H103V247H101ZM100 247H98V252H100ZM179 249V250H178ZM239 249V251H237ZM20 250H21V252L23 251V254H24V249L22 250V248H20ZM193 251V253H192V251ZM221 250V251H220ZM261 251H262V248L260 249ZM88 251V252H87ZM102 251H104V250H102ZM102 251L100 252V253H102ZM201 252V254H200V252ZM202 251H204V252H202ZM216 252V253H213V252ZM220 251V252H219ZM223 251H225L224 253H223ZM245 251V252H244ZM12 251H10V253H11ZM20 252V251H19ZM21 252H20V254H21ZM196 252H198V253H196ZM227 252V253H226ZM256 252H258L257 254H256ZM8 254H10L9 252H7ZM90 255H89V254ZM212 253L214 254V255H212ZM7 254V255H8ZM12 254V253H11ZM73 254V255H72ZM84 256H83V255ZM86 254H88L89 255V259H88V255H86ZM178 254H179V256H178ZM190 254V255H189ZM195 254H198V256H196ZM253 254V255H252ZM13 255V254H12ZM25 255V254H24ZM211 255V256H210ZM215 255H216V257H215ZM227 255H229V256H232V257H228ZM20 256H22V255H20ZM26 256V255H25ZM177 256V257H176ZM194 256V257H193ZM210 256V257H209ZM212 256H214L213 258H212ZM235 256V257H234ZM262 256H263V258H262ZM262 256H258V257H260L259 258V260H263L264 259V255H262ZM10 257H12V256H10ZM16 256H13L12 258L14 259ZM105 256L104 255H102L101 254V256H100V258L102 259V260H105V258H104ZM185 257H186V259H185ZM220 257L221 259H218V258ZM226 257L227 258H232V259H226ZM244 257H246L245 259H244ZM257 257V258H258ZM6 255H5V258H4V262L6 263V264H8V261L6 260ZM12 258H8V260H10L11 262L10 263H12V264H17V262H23V261H21L20 259L21 258H18V259H16L15 261L16 262H14V261H12L13 259ZM24 258V257H23ZM161 258H165V260L164 259H161V262H162V260H163V263H161V264H174V259H169V257H166V255H164L163 257H161ZM167 258H168V260H167ZM208 259V260H204V259ZM216 258H217V260H220V261H217L216 260ZM225 258V259H224ZM82 259V260H81ZM182 259V260H181ZM214 259V260H213ZM234 259V260H233ZM238 259V260H237ZM245 261H244V260ZM253 259H249V260H253ZM81 260V261H80ZM170 260V261H169ZM200 260H202L203 262H201ZM215 260L217 261V262H219V263H216L215 262ZM221 260H224V262H222L221 263ZM235 260H236V262H235ZM249 260H248V263H249ZM258 262H259V260L258 259H256ZM262 260L260 261L261 263L260 264H263L264 262H262ZM173 261V262H172ZM175 261V263H177ZM200 261V262H199ZM209 261V262H208ZM230 261V262H229ZM232 261V262H231ZM239 261V262H238ZM243 261H244V263H243ZM1 263V264H5V263ZM63 262V263H62ZM78 262V261H77ZM251 262V261H250ZM252 262H254L253 264H256V261H255V259H254V261H252ZM30 264V263H29ZM252 264V263H251ZM258 264V263H257Z\"/></svg>", "mask_w": 264, "mask_h": 264}, {"label": "bare ground", "instance_id": "6f19581e", "mask_svg": "<svg viewBox=\"0 0 264 264\" xmlns=\"http://www.w3.org/2000/svg\"><path fill=\"white\" fill-rule=\"evenodd\" d=\"M68 1H71V4H69V5H71V14L70 15H72L73 16V18H71V19H69L70 18V15H69V13H68V16L66 15L65 17H66V19H63V18H61V16H60V10H59V3L61 4V0H0V23H2V22H4V25L5 26H7L8 27V32H9V30H10V33H11V30H12V33L14 32H16V33H22V34H24L25 36H26V45H34V53L36 54V52H37V55L39 56V54H40V59L41 60H45L47 63H48V65H50L51 67L48 69V70H46L49 74L51 73L53 76L55 75V77L58 75L59 77H60V80H61V85L63 86V87H67V92H70L71 93V91H69L70 89L72 90L73 89V91H75L74 93H75V95H77V91L76 90H78L77 88L76 89H74V88H71V87H68V86H70V85H74V84H76L77 82H75V80H74V78L71 80V78L72 77H74L75 75H73L74 74V72H75V64L77 65L78 64V66H79V68H80V70H81V72H82V74H83V76H84V78H89V79H91V80H93V82H89L90 84L91 83H94V84H100V85H103V87L104 88H106V86H107V88L108 87H111L110 89H106V92H107V90H111V92L110 93H112L113 94V92H112V90L113 89H115V88H119V89H124L128 84H129V86L131 87V85L133 84V83H135V81H136V77H139V78H141V77H143V78H152V76L154 77V75H156V73H158V75L160 74V76H161V73H162V76H165L166 74H168L169 72V67H170V69H172V68H174V69H176L175 68V66L173 67V65H171V64H169V62L171 61V60H173L174 61V59H169L170 58V56H171V58H173V53L172 54H168L167 53V55L169 56V57H167V58H161L162 57V55H161V57L159 58V57H157L156 58V56L153 54V52L152 51H149L148 49H145V48H142L141 46H142V44H141V46H137V47H135L137 44L135 43V46H133L132 47V49H131V47H129L128 45H125L126 43H128V42H124V41H127L126 39L124 40L123 39V41L121 40V43H117V41L118 40H116L115 42L113 41V37L115 36V34L117 35V33H120L119 31H117L116 29H113V26L112 25H107V24H104V23H102L100 20L102 19V18H105V19H107V18H109V16L110 15H112V21H113V24H114V26H116V25H118L117 27L118 28H120L119 27V24H118V22H125V20L129 17V12L130 11H128V9H130L131 10V8H133V7H129V6H131V4L130 3H134V0H68ZM130 4V5H129ZM139 5H137V6H134V8H136V7H138ZM66 7H67V5H66ZM140 8H142V7H140ZM138 9V11H139V8H137ZM132 14V13H131ZM134 15V17H135V14H133ZM69 17V18H68ZM133 17V16H132ZM131 17V18H132ZM70 20H68V19ZM142 18V17H141ZM73 19V20H72ZM134 19V18H133ZM137 19V18H136ZM136 19H135V21H136ZM68 20V21H67ZM84 20H89L90 22H91V24L88 26L89 27V35L88 36H83L84 34H82V35H80V31H78V32H76L77 30H75V27H76V29H79V27L78 26H76L77 25V23H82V21L84 22V26L86 25V23H85V21ZM128 22H126V25H128L127 24ZM54 25H56L57 27L54 29L53 28V26ZM125 25V26H126ZM257 25V24H256ZM121 26H122V24H121ZM124 26V27H125ZM259 26V25H258ZM123 27V26H122ZM127 27V26H126ZM139 28H141V25H139L138 26ZM256 27V26H255ZM96 28H98L99 30H98V32H96L95 31V29ZM57 29V30H56ZM122 29V28H121ZM124 29H127V28H123V30ZM264 29V28H263ZM86 30H87V28H86ZM256 30L257 31H259L260 32V28L258 27V29L256 28ZM3 31V30H2ZM74 31H75V33L77 34H79V35H76L75 36V33H74ZM5 32V31H4ZM3 32V33H4ZM115 32V33H114ZM124 32H127V31H124ZM253 32V31H252ZM251 32V33H252ZM259 32L257 33V34H259ZM9 33V34H10ZM247 33H249V31L247 32ZM247 33H246V35L244 34V36L243 37H245L246 38V40H247V42L248 41H250V44H249V46H251L250 48H252V44L255 42V40L253 39V37H252V35H253V33H252V35L250 36V34L251 33H249L248 35H247ZM6 34V33H5ZM8 34V35H9ZM127 34V33H126ZM255 34V33H254ZM256 34V35H257ZM264 34V33H263ZM1 35V34H0ZM121 35V34H120ZM120 35H118L117 37H120L121 38V36ZM256 35H255V37H256ZM262 35V34H261ZM2 36V35H1ZM78 36H79V39L81 38V36H82V38L84 39V37H85V42H83L82 41V43H81V40H79L78 39ZM242 34L241 35H239V38L242 40ZM73 37L75 38V39H73ZM116 37V36H115ZM124 37V36H123ZM191 37V36H190ZM231 37V36H230ZM249 37H252V39L250 38L249 39ZM259 36H257V38H258ZM262 39H261V41L264 39V35H262ZM232 38V37H231ZM236 39V41L239 43V44H241L243 41V43H242V46L246 43V41L245 40H242V42H240L239 40V38L238 37H235ZM256 38V39H257ZM261 38V37H260ZM260 38H258L259 40H260ZM1 39V38H0ZM19 39H21V38H19ZM22 39H24V38H22ZM75 40V42H76V40L78 39V41H79V45H78V42H76V43H74L75 44V46H72L71 45V40ZM108 39H110L111 40V42L109 43H107V41H108ZM226 39H227V37H226ZM230 39V38H229ZM1 40H3V39H1ZM1 40H0V42H1ZM223 40H224V38H223ZM254 42H253V41ZM17 41V40H16ZM46 41V42H45ZM136 41H138V42H140L139 40H136ZM194 42H195V44H193L192 42V45L194 46V47H197V45H196V41L195 40H193ZM214 41H215V39H214ZM224 41H228V40H224ZM230 41V40H229ZM232 41V40H231ZM253 43H252V42ZM257 41V40H256ZM264 41V40H263ZM21 42H23V41H21ZM20 42V43H21ZM118 42H120V41H118ZM202 42V41H201ZM200 42V44H202ZM8 43V42H7ZM9 43H10V41H9ZM16 43V42H15ZM24 43V42H23ZM107 43V44H106ZM238 43H237V45H238ZM249 43V42H248ZM252 43V44H251ZM199 44V43H198ZM232 44V43H231ZM234 44H236V43H234L233 42V44L232 45H234ZM257 44V43H256ZM255 44V45H256ZM1 45V44H0ZM15 45H17V44H15ZM35 45H39V46H41V45H45V46H47L48 47V49L46 50V51H43L44 49H42L43 48V46H42V51H41V49H39L40 47H38V49H39V51H41L40 53L38 52V50H37V47L35 46ZM76 45H78V46H76ZM190 45V44H189ZM191 45V46H192ZM246 45H247V43H246ZM254 44H253V46L254 47H256V50H253L252 52L250 51V49L248 48V47H245V48H247V49H249L248 50V52L247 51H245V48L243 49H241V51L242 50H244L245 52H247L248 53V55H250V56H252V58H251V60H253L254 59V57L253 56H255V57H257V55H258V58H261V56H262V54H259V52H260V50H258L260 47H261V45L259 44V45H256L255 46ZM18 46V45H17ZM21 46V45H20ZM24 46V45H23ZM129 48H128V47ZM178 46V45H177ZM191 46H190V49H191ZM202 46L203 45H200V47H201V49L200 50H202L204 53L205 52H212V51H208L207 49V51L206 50H203L202 49ZM218 47L220 46V48L221 49H223V47H222V45H217ZM217 46H215V43L213 44V47H217ZM259 46V47H258ZM5 47V49H6V46H4ZM27 47V46H26ZM30 47H32V46H30ZM30 47H28V51H29V49H30ZM96 47H98L99 48V50H102V52H100L99 50V52L97 51V50H95V48ZM135 47V48H134ZM194 47H192V51H193V49H194ZM199 47V46H198ZM213 47H212V50H213ZM234 48L235 47H237V46H233ZM20 48H22V47H20ZM97 48V49H98ZM134 48V49H133ZM178 48H180L179 46H178ZM182 48V47H181ZM207 48H209V46L207 47ZM234 48H232L234 51H236ZM238 48L240 49L241 48V45L239 46L238 45ZM14 49V48H13ZM211 49V48H210ZM246 49V50H247ZM253 49V48H252ZM15 50V49H14ZM18 50H19V48H18ZM17 50V51H18ZM177 50V49H176ZM189 50V49H188ZM187 50V53L190 55L191 53H190V51L191 50H189L188 51ZM200 50H198V52H202V51H200ZM19 51H21V50H19ZM179 51V50H178ZM191 51V52H192ZM195 51H196V48L194 49V52H192V53H194L195 54ZM256 51H258V53L256 52ZM4 52V51H3ZM22 52V51H21ZM31 52V51H30ZM79 52H81V53H79ZM173 52V51H172ZM181 51H179L178 53L179 54H181L180 53ZM254 52H256V53H254ZM264 53V49H262L261 50V53ZM33 53V54H34ZM178 53L176 54H174L175 56L177 55V57H175V59L176 58H179V56L180 55H178ZM213 53V52H212ZM253 55H252V54ZM34 54V55H35ZM187 54V55H188ZM223 55V53L221 54V53H218V52H216V53H214V55ZM233 54V53H232ZM256 54V55H255ZM203 55V54H202ZM201 55V56H202ZM208 55V54H207ZM206 55V56H207ZM259 55H261L260 57H259ZM18 56V55H17ZM160 56V55H159ZM183 56V55H182ZM190 56H193V54L192 55H190ZM195 56V55H194ZM197 56V55H196ZM206 56H205V63H206V60L208 61V59L206 58ZM212 56V55H211ZM211 56L209 55V56H207V57H209V59H210V61H212V58H211ZM203 57V56H202ZM202 57L199 59L200 61L202 60ZM2 58V57H1ZM3 58H4V56H3ZM10 58V57H9ZM27 58V57H26ZM28 58H30V57H28ZM27 58V59H28ZM182 57H180V59H181ZM195 58V57H194ZM216 58H219V59H217V61H218V63H220L219 65H221V67L219 66H217L218 68H223V71H225L226 69V73H227V71L229 70V71H231V68L233 67V65L231 66V67H228V65H230V64H232V63H230V64H228L227 62H225L224 61V59L226 58L227 59V56H225V57H216ZM223 59V62L225 63L224 65L226 66V67H228V68H226L224 65H222V61H220V60H222ZM257 58V59H258ZM17 59V58H16ZM37 59V58H36ZM35 59V60H36ZM193 59V58H192ZM225 59V60H226ZM229 59V58H228ZM15 60V59H14ZM177 60V59H176ZM204 60V59H203ZM202 60V61H203ZM251 60H250V62H251ZM1 61H2V59H1ZM0 61V62H1ZM4 61H7V60H4ZM15 61H17V60H15ZM210 61H208L209 63H210ZM213 61L216 63L217 61H216V59H215V56H213ZM212 61V62H213ZM220 61V62H219ZM227 61V60H226ZM262 61V60H261ZM37 62V61H36ZM204 62V61H203ZM207 62V63H208ZM208 63L209 65H207V63H206V65L207 66H210V68H211V65L212 64H215V63ZM228 62H229V60H228ZM236 62L239 64V62H240V60L238 61V60H236ZM243 62V61H242ZM242 62H240V64H244L245 65V67L246 66H248L247 64H249V63H247V64H245V61H244V63H242ZM253 62V65L255 66V62H256V58H255V60L254 61H252ZM251 62V63H252ZM10 62H8L7 61V64H9ZM38 63V62H37ZM188 63V62H187ZM186 63V64H187ZM226 63L228 64V65H226ZM1 64V63H0ZM6 64V63H5ZM6 64V65H7ZM26 64V63H25ZM29 64V63H28ZM258 65H259V67H260V63H257ZM21 64H19V66H20ZM38 65V64H37ZM36 65V66H37ZM41 65V64H40ZM47 65V66H48ZM169 65H171V66H169ZM191 65V64H190ZM195 65V64H194ZM252 65V66H253ZM258 65H257V70H258ZM11 66V65H10ZM77 66V67H78ZM196 66V65H195ZM207 66H205L204 68L205 69H207ZM235 67H234V70H236L237 68H236V65H234ZM6 67V66H5ZM8 67H9V65H8ZM8 67H6V68H8ZM13 67V66H12ZM172 67V68H171ZM191 67H193V66H191ZM256 67V66H255ZM10 68V67H9ZM8 68V69H9ZM20 68H21V66H20ZM198 68V67H197ZM209 68V67H208ZM209 68V69H210ZM230 68V69H229ZM248 68V71H249V66L248 67H246V68H244V71H246L247 72V69ZM13 69V68H12ZM26 69V68H25ZM188 68H186V70H187ZM193 69H195V67L193 68ZM209 69H207V71L209 70ZM212 69V68H211ZM210 69V70H211ZM233 69V68H232ZM6 70L7 69H5L4 68V71L6 72ZM39 70V69H38ZM38 70H37V73H38ZM45 70V69H44ZM44 70H41V72L42 71H44ZM186 70H184V71H182L181 73H182V76H184V73H185V71ZM209 70V71H210ZM4 71H3V68L2 69H0V73L2 74H0V77H2V79H3V77H4V75H3V73H4ZM8 71V70H7ZM9 71H11L10 69H9ZM8 71V72H9ZM13 71H15V70H13ZM171 71H173V69L171 70ZM189 72H190V70H188ZM195 71V70H194ZM193 71V72H194ZM197 71H198V69H197ZM228 71V72H229ZM259 71V70H258ZM12 72V71H11ZM16 72V71H15ZM14 72V73H15ZM39 72H40V70H39ZM40 72V73H41ZM45 72V71H44ZM43 72V73H44ZM177 72H178V74H177ZM177 72H175L176 74L175 75H177L176 77H175V75H173L172 77H169L168 75H172V74H168V75H166L168 78H167V80L169 79V80H172V81H177V80H175L176 78L177 79H180V77H179V75H181V73H180V71H177ZM184 72V73H183ZM215 72V71H214ZM18 72H16V74H17ZM163 73H164V75H163ZM206 73V72H205ZM233 73V72H232ZM243 73V72H242ZM241 73V74H242ZM13 74V73H12ZM19 74V73H18ZM35 74V72L33 73V75ZM39 74V73H38ZM37 74V75H38ZM42 74V73H41ZM40 74V76H42L43 78H44V76L43 75H41ZM51 74H50V76H51ZM187 74V73H186ZM185 74V75H186ZM202 74V73H201ZM209 74V73H208ZM207 73L205 74V75H208ZM213 74V73H212ZM248 74H250L249 72H248ZM9 75V74H8ZM36 75V74H35ZM188 75H190V74H187L186 75V77L188 76ZM191 75H194V73H191ZM191 75H190V77H191ZM196 75H200V73L199 74H196ZM203 75V74H202ZM244 75H245V73H244ZM15 76V75H14ZM39 76V75H38ZM53 76H52V78H53ZM83 76H81L80 75V77H83ZM160 76H158V77H160ZM166 76L165 77H163L164 79L166 78ZM225 76H227L228 77V75H225ZM231 76V75H230ZM242 76V75H241ZM246 76H247V73H246ZM8 77V76H7ZM6 77V78H7ZM10 77H11V75H10ZM13 77V76H12ZM47 77V76H46ZM46 77H45V79H46ZM49 77V76H48ZM79 77V78H80ZM185 77V76H184ZM185 77V78H186ZM195 77V76H194ZM205 76H203V78L201 77V75H200V77L198 76V79H200V81H201V78H202V80L203 79H205L204 78ZM218 77V76H217ZM216 77V78H217ZM223 77V79H222V84L220 85L221 87V89L223 88L222 86H224L223 85V83L225 84V87H227L226 85H228L229 83L228 82H232V83H234L235 85H238V86H241V83L243 82H248V81H250L251 82V78H250V75L247 77V79H245V81H244V79L242 80V78H240V80L239 81H241L242 80V82L241 83H239V81H238V77L237 78H235V80H234V77H236V76H233V78H232V76L230 77V78H232L233 80H230V78H228V82H226V80H224V76H222ZM5 78V77H4ZM6 78H5V80H6ZM77 77H75V79H76ZM155 79H159V78H156V77H154ZM175 78V79H174ZM215 78V79H216ZM219 78V77H218ZM248 78H249V80H248ZM12 79V81L11 82H13V80L15 81V79H13V78H11ZM30 79V78H29ZM48 79V78H47ZM81 79V78H80ZM155 79H154V81H155ZM181 79L183 80L184 78H182L181 77ZM189 79H191V78H188V80ZM207 79V78H206ZM251 79V80H250ZM5 80L3 79V81L1 80V78H0V197H3L4 196V198H5V202L4 203H0V235L2 236L1 238H0V264L1 263H3L4 262V258H5V255H6V260L8 261V264H12V263H10L11 261L10 260H8V258H12L13 256H16L12 261H14V262H16L15 260L16 259H18V258H21L20 260L21 261H23V262H17V264H52V263H55V262H57L59 259H60V257H61V252H63V250H64V248L66 247H60V246H58L57 244L58 243H56V242H54V241H56L55 239H54V236H52V234L50 235V237H49V235L47 234V232L49 233L50 232V229H52V228H50V227H53V232H54V225H52L51 224V222H50V224H49V222H47V220L48 221H50L51 219L49 218L50 216H51V214L48 216V215H46L45 217L47 218H44V216L42 217V215L40 216V213L41 212H39V214L37 215V218L39 217V219L36 221V219H35V221H36V223H35V221H33V220H31V222L30 221H28V218H27V216H25L24 217V215H27V212H29L28 210L26 211V209H29L30 208V206L32 207V203L31 202H33V200H35V202L36 201H46V197L47 196H45V194H46V192H48L47 191V184H45V181L47 182V179L45 178V180H43V178H40L39 176H41V174L39 175V173H37L39 176H37V175H35V174H32V177L31 178H28V177H30V176H26V174H28V175H31V174H29V173H26V174H24L25 172H30L31 171V169L30 168H28V167H26V170L27 171H21V172H23L22 173V178H23V180L24 181H28V183L30 184V181H31V185L33 184V186L31 187V186H29L30 188H32V190H33V192H32V190L29 188V189H27L26 188V186L24 187V189L22 190H18V189H20L22 186H24V184L22 185V186H20V187H18V185H17V183H18V176H19V170L21 169V164H22V161L20 160V158H19V156H21V155H26V152H27V150L25 149L26 147L28 148V147H30L31 149L33 148V147H37L38 148V145H36L35 143L36 142H34L35 141V139L34 138H36L37 139V137L39 136V134L37 133V132H34L33 133V123L31 122V120H30V116L28 115V114H31V115H33L32 114V112L34 111L33 110V108L32 107H30L31 106V102H30V98H28V96H27V93H26V96L23 94V93H20L21 94V96L22 95H24L25 97H21L20 95V97H21V99H23L24 98V100L23 101H25V105L26 104H28V102H29V106L27 107V105L26 106H24L23 107V101H22V103H20L19 101H17L18 103H20L19 105H18V103H16L14 100H17L18 99V97L16 98V99H14L15 98V96H14V94H18V91L15 93L14 92V94L12 95V94H9L10 93V91H11V89L12 88H14V86H15V84L14 83H10V81H8L9 82V84H8V82H5ZM7 80H9V79H7ZM6 80V81H7ZM16 80H18V79H16ZM31 80V79H30ZM36 80V79H35ZM51 80V79H50ZM58 80V79H57ZM84 80H86V79H83V81ZM139 80H141V79H139ZM152 80H153V78H152ZM160 81H161V78L159 79ZM168 80V81H169ZM209 80V79H208ZM212 80V79H211ZM217 80V79H216ZM230 80V81H229ZM55 81H56V79H55ZM71 81L73 82V84H71ZM151 81V80H150ZM172 81H169L168 83H166V79H165V85L164 86H166L167 87V85L168 84H170L171 85V87L173 88V86L174 85H172V84H174ZM181 81V80H180ZM192 81H193V79H192ZM205 82L207 81V80H204ZM203 81V83L202 84H204L205 82ZM218 81H220L219 79H218ZM225 81V82H224ZM1 82L3 83V82H5V83H3V85H1ZM26 82V81H25ZM54 82V81H53ZM57 83H59V80L58 81H56ZM75 82V83H74ZM152 83H153V81H151ZM172 84H171V83ZM188 82V81H187ZM189 82H191L190 80H189ZM208 82V81H207ZM214 82V81H213ZM217 82V81H216ZM236 82H238L237 84H236ZM7 83V85H5ZM29 83V82H28ZM70 85H69V84ZM82 83V82H81ZM159 83H162V82H159ZM193 83H194V81H193ZM215 83V82H214ZM228 83V84H227ZM243 83H242V85H243ZM55 84V83H54ZM85 84V83H84ZM131 84V85H130ZM154 84L156 85V81L153 83V87L152 88H154ZM157 84H158V80H157ZM183 84H184V81H183ZM189 84V83H188ZM207 83H205V85H206ZM218 84H219V82H218ZM240 84V85H239ZM59 85V84H58ZM77 85V84H76ZM80 85V84H79ZM83 85V83L81 84V88L82 87H85V86H82ZM88 85V84H87ZM163 85V84H162ZM184 85H186V84H184ZM190 85V84H189ZM191 85H192V83H191ZM194 85H196L195 83H194ZM204 85V86H205ZM211 85V84H210ZM25 86V85H24ZM35 86V85H34ZM161 86V85H160ZM163 86V87H164ZM169 86V85H168ZM197 87H198V89H200L201 90V88L199 87V84L198 85H196ZM208 86L209 85H207V87H205V88H208ZM27 87H28V85H27ZM61 87V86H60ZM76 87V86H75ZM88 87H90V85L88 86ZM87 87V88H88ZM93 87V86H92ZM132 87H133V85H132ZM135 87H137V86H134L133 88H135ZM162 87V86H161ZM165 87V88H166ZM202 87H203V85H202ZM182 88V87H181ZM212 89H213V87H211ZM218 89V90H221V89ZM22 89H23V87H22ZM31 89V88H30ZM33 89V88H32ZM61 89V88H60ZM138 89V88H137ZM166 89H170V86H169V88H166ZM174 89V88H173ZM183 89V88H182ZM190 89L192 90V89H195L194 87L193 88H191L190 87ZM197 89V90H198ZM208 89H210V87L208 88ZM215 89V88H214ZM213 89V90H214ZM19 90H21L20 88H19ZM23 90H26V89H23ZM23 90H21V91H23ZM36 90V89H35ZM64 90L65 89H63V94H64ZM80 90H84V89H80ZM89 90H91L90 88H89ZM95 90H97V88L95 89ZM99 90H100V88H99ZM131 90H132V88H131ZM134 90H136V89H134ZM133 90V91H134ZM159 90V89H158ZM175 91L177 90V92H180L181 91V89L179 88V90H178V86H176V89H174ZM217 90V91H218ZM263 90H264V88H263ZM28 91V90H27ZM26 91V92H27ZM72 91V92H73ZM85 91V90H84ZM116 91H117V89H116ZM115 90H114V93L116 92ZM118 91H120V90H118ZM137 91V90H136ZM140 91V90H139ZM139 91H137V93L136 94H138L139 93ZM161 91H162V89H161ZM160 91V92H161ZM168 92H172V91H170V90H167ZM190 91V90H189ZM192 91H194V90H192ZM199 91V90H198ZM214 91H216V90H214ZM226 91H228V92H230L229 90H228V87L225 89V88H223L221 91H219V93H221V95H222V92H224V94H226V95H228L229 96V94L228 93H226ZM254 91V89H252V92ZM66 92V91H65ZM98 93H99V91H97ZM106 92L104 93V94H106ZM122 92V91H121ZM123 92H125V91H123ZM127 92V91H126ZM163 92V91H162ZM177 92H173V94L175 93V97H177L178 95H182L181 93H183V95L186 93H184V92H181L180 94L178 93V95L176 96V94H177ZM204 92V91H203ZM209 92H211V91H209ZM250 92H251V90H250ZM25 93V92H24ZM30 93V92H29ZM92 93V92H91ZM98 93H96V91L94 92V93H92L93 95L95 94V96H96V94H98ZM140 93H142V91L140 92ZM157 93V92H156ZM163 93H165V92H163ZM207 93V92H206ZM247 93V92H246ZM92 94H91V96L88 94V96H90V98L92 97L93 98V96H92ZM118 94H120V93H118ZM124 94V93H123ZM248 94H250L249 96H248ZM253 93H247V95H245V97L246 96H248L249 97V100L251 99V98H253V100H255V102H257V100H258V97H260V96H258V95H252ZM263 94L264 93H262L261 95L263 96ZM11 95V96H10ZM29 95V94H28ZM37 95V94H36ZM71 95H73L72 96V98H74V94H72L71 93ZM83 95V94H82ZM86 95V94H85ZM101 95V94H100ZM100 95H99V97H100ZM110 95V94H109ZM120 95H122V93L120 94ZM125 95H127V93L125 94ZM132 95V94H131ZM156 95H158V93L156 94ZM160 95H161V98H162V94L160 93ZM159 95V96H160ZM164 95V94H163ZM165 95H166V93H165ZM171 95V94H170ZM188 95V94H187ZM213 95V94H212ZM211 95V99H216V97H213ZM252 95V96H251ZM260 95V94H259ZM12 96H14V97H12ZM65 96H68V95H66L65 94ZM65 96H63L64 97V99H63V97H62V99H63V106L65 107V108H63V109H65L64 111L66 112V115L64 116L65 117V119L63 118V122L61 123V121H59L58 120V118L59 117H57V119H54L55 121H53V119L51 120V122H50V124H52V125H49V126H53L54 127V129H55V131L56 132H52L53 134H47L48 132H45V134H42V138L43 137H51L50 138V144H52L53 142H55V140H57V142L58 141H60V139H62V134H63V132H62V130L64 129V130H66V131H64V134H66V135H64V136H67L66 137V139H68V142H69V150H68V159H66V161L64 162V158H62L63 156H61V158H56L55 156H57V155H55V154H53V156L56 158V160H58V161H61L62 162V164L64 163V164H68V167H65V169L63 170V169H61L60 167H58L57 166V172H58V175H56L57 176V178L59 177V179H60V187L59 186H57L56 188L57 189H55V190H57L58 191V187L59 188H61L62 190H63V194L61 193V196H64V198H65V200H66V202H65V206L66 207H71L72 205H70V204H72L71 202H72V193H73V191L75 190V192L78 194H76V196L78 197H80L79 199H81V200H78V203H80V201L82 202L81 203V205H79V206H81L80 208V210H81V212H82V219H81V227H82V229H83V232L85 233V238H87L86 239V241H87V243L88 244H86V245H88L87 246V248L89 249V253H91V256H90V260L91 261H89V262H91L92 264H161V263H163V260H162V262H161V259H164L165 260V258H161V257H163L164 255H166V257H169V259L171 260V259H174V264H178L179 262L178 261H176V259H178V258H173L172 256H175L174 254L176 253L177 254V252H180L181 253V248H180V246H179V243L178 242H180V240L178 239V242H177V244H178V246L176 245V242H175V240H173L176 236H171L172 238H170V231L172 230V226H171V224L173 223H171L170 222V220L168 221V219H166V220H163V219H160L159 218V216H165V214L167 213V211H168V208H171L172 206H173V208L172 209H174V206H176L177 205V201L176 200H178L179 201V198L181 199V197H178V195L179 194H177L176 193V195L175 196H177L178 197V199H176V200H173V201H176V202H169L168 200H165V201H161V203L162 204H153L154 202L152 201V202H150L152 205H150V203L148 204V206H146L145 205V203H146V201L144 202V199L146 200V194H145V198H144V193H143V196L141 197V196H139L138 194H135V193H133L132 192V190H131V186H133V185H131V184H133L132 183V181L134 182V184L136 183V185H134L135 186V188H136V186H138L137 185V182H138V178L136 179V177L135 176H133L134 174V172L130 169V173L129 172H127V171H120V169H119V171L120 172H117L116 173V175H114V176H110V172L109 171H107V174H106V172H104V171H102V169L101 168H96L95 169V166H96V164H99V165H110L111 163H112V159L110 158V153L112 152H117L118 154H119V152H120V150H122V149H124L125 147H124V145H125V141H126V135H125V130H129V128H127L126 126L128 125V127H129V125H130V128L134 131V129H133V127H131V123H128V119H130L131 121H134V120H132V118H130V117H127V118H125V116H127V114L126 113H124V112H122V115L120 116V120L123 122H119V125H126L125 127H121V129L119 130V128L116 126V128L119 130L118 131V133H115V131H114V133L113 132H110V134L109 135H107L105 132H107L109 129H110V131H112L113 129L108 125L107 127H106V129H105V125H107V123L109 122H106L105 120H106V117L107 116H113V113H114V111H110L111 110V108H105L104 107V109H105V111H104V113H102V114H100V112L101 111H99L98 113L100 114V115H98V114H96V115H93V113L95 112L96 113V111H92V113L89 111V110H91L89 107H90V104H88V105H86V106H88L85 110V112H87V113H84V112H82L81 111V114H85V117L86 116H88V118H89V116H91L90 118H89V120H91L92 121V127H91V125H88L89 124V122L88 121H86V123H88L87 124V126H90V128L92 129L91 131V134H90V136L88 135V137H91V138H89V139H91V142H87V144L89 145V146H87V147H89V151H88V153L85 155L82 151L80 152L79 150V145H77V146H74V145H72V143L74 142V140L75 141H78L77 140V138L75 137V132H76V130L78 129V128H80L81 129V125L83 126V124H86V123H84L85 122V117H78L77 115H79L78 113H77V107H80V106H78V105H76L78 102H75L74 100H72V98H68V97H65ZM111 96V95H110ZM115 96V95H114ZM143 96V95H142ZM167 96V95H166ZM206 96V95H205ZM256 96V97H255ZM12 97V98H11ZM33 97H36L35 95L33 96ZM80 97V96H79ZM84 97V96H83ZM83 97H82V99H83ZM106 97V96H105ZM125 97V96H124ZM128 97V96H127ZM134 97V96H133ZM147 97V96H146ZM170 97H173L174 98V96L172 95V96H170ZM198 97V96H197ZM236 97V96H235ZM264 97V96H263ZM263 97H260V99H262L261 101H259L260 103H262L263 102V104H260V105H262V107H263V110H264V98ZM8 98H11V99H13V101H11V100H9L8 101ZM88 98V97H87ZM96 98L99 100L100 98H98V96H96ZM115 98V97H114ZM119 98V97H118ZM117 98V99H118ZM122 98V97H121ZM144 98H145V96H144ZM144 98H143V101H144ZM178 98V97H177ZM184 98V97H183ZM183 98H181V99H178L179 101L180 100H182ZM189 98V97H188ZM206 98V97H205ZM209 98V99H210ZM27 99V100H26ZM34 99V98H33ZM74 99H76V98H74ZM107 99V98H106ZM109 99V98H108ZM107 99V100H108ZM113 99V98H112ZM135 99V98H134ZM141 99V98H140ZM154 99V98H153ZM157 99V98H156ZM163 99V98H162ZM185 99H187V97L185 96ZM203 99V98H202ZM232 99V98H231ZM239 97L237 98V99H235V100H238V106H237V103H236V101H234L235 103H236V105L234 106V105H232L231 106V103L233 102V100H232V102H228V104H226V105H228L229 106V108H228V110H225L224 108H223V110H225L226 112H225V115H223V117H220L221 118V120L227 115V112H231V113H229V114H232V112L233 113H236V112H238L239 110H241L240 108H239V106L241 105V107H243L244 108V111H243V109H242V111H240V112H238V113H236V114H243V112H244V115H242V117L240 118V115H238V118L237 117H235L236 115L234 114V116H233V114H232V116L230 115H227L225 118H224V120H223V122L224 123H226V124H228V126H229V123L230 122H232L233 121V119H235V121H236V119H238L237 120V122L238 121H240L243 117H245V118H251L252 119V113L253 112H255V113H253V115L254 114H256L257 113V110L255 109H253L252 108V113L250 114V109L248 108V106L250 107V105H248L247 104V102L249 103V100H247V102H246V100H244V98H243V100L244 101H242L241 102V104H239ZM247 99V98H246ZM19 100V99H18ZM29 100V101H28ZM38 100V99H37ZM81 100V99H80ZM85 100V97H84V99H83V101ZM89 100V99H88ZM93 100H95V98H93ZM101 100V99H100ZM100 100H99V104H100ZM119 100V99H118ZM123 100V99H122ZM121 100V101H122ZM174 100H177V99H175L174 98ZM197 100H200V99H198L197 98ZM205 100V99H204ZM207 100V99H206ZM218 100V99H217ZM229 100V99H228ZM251 101L250 100V104L252 103H255L254 101ZM26 101H28V102H26ZM78 101V100H77ZM82 101V103H84ZM90 101H92L91 99H90ZM97 101V100H96ZM96 101H94V102H96ZM116 101V108H117V105H119V104H117V100H115ZM120 101V100H119ZM133 101V100H132ZM135 101V100H134ZM136 101H137V99H136ZM150 101H152V97H151V100ZM149 101V102H150ZM223 101V100H222ZM81 102V101H80ZM89 102V101H88ZM101 102H102V100H101ZM105 102V101H104ZM124 102V101H123ZM125 102H126V98H125ZM124 102V103H125ZM130 102H131V100H130ZM149 102L148 101H146L145 103H147V105H145L144 103V106H146V107H148V106H150V104H149ZM155 102V101H154ZM153 102V103H154ZM197 102V101H196ZM233 102V103H234ZM245 102V103H244ZM31 103V104H30ZM93 103V102H92ZM103 103V102H102ZM114 103V102H113ZM122 103V102H121ZM123 103V104H124ZM136 103V102H135ZM139 103H140V101H139ZM151 103V102H150ZM234 103V104H235ZM16 105V107L18 108V109H16L15 108V105ZM57 104V103H56ZM87 104V103H86ZM105 104V103H104ZM103 104V105H104ZM108 103H106V105H107ZM127 104V103H126ZM129 104V103H128ZM127 104V105H128ZM133 104V103H132ZM131 104V105H132ZM137 104V103H136ZM142 104V105H143ZM152 104V103H151ZM207 104V103H206ZM251 104V105H252ZM33 105H34V102H33ZM58 105H59V103H58ZM92 105V104H91ZM95 105V107H96V105H97V102L94 104ZM94 105H92L93 107H92V109L94 108ZM114 105H115V103H114ZM113 105V106H114ZM125 105V104H124ZM134 105V104H133ZM190 105V104H189ZM193 104L191 103V106H192ZM196 105H197V103H196ZM196 105H195V110H196ZM199 105V104H198ZM23 108H22V107ZM82 106H85V104L83 105L82 104ZM109 106H110V104H109ZM109 106H106V107H109ZM121 106V105H120ZM126 106V105H125ZM153 106V105H152ZM154 106H155V104H154ZM201 106V105H200ZM202 106H204V105H202ZM30 107V109H28ZM97 107H98V105H97ZM97 107H96V109H97ZM100 107V106H99ZM178 107V106H177ZM198 107V106H197ZM230 107H232V111H230ZM236 107V108H235ZM245 107H247L248 109H249V111H247V108H245ZM252 107V106H251ZM250 107V108H251ZM261 107V106H260ZM19 108H21L22 109V111L19 109ZM39 108V107H38ZM81 108V107H80ZM126 108H129V107H126ZM150 108V107H149ZM155 108V107H154ZM161 108V107H160ZM180 108V107H179ZM35 109V108H34ZM42 109V108H41ZM82 109L84 110V108L82 107ZM89 109V110H88ZM100 109V108H99ZM99 109H97V110H99ZM114 108L112 107V110H113ZM119 108H117V110H118ZM155 109H157V108H155ZM190 109V108H189ZM192 109V108H191ZM262 109V108H261ZM32 112H31V111ZM36 110V109H35ZM101 110V109H100ZM116 110V109H115ZM129 110H130V108H129ZM146 110L148 111V108H146ZM222 110V109H221ZM220 110V111H221ZM245 110L247 111V112H249V113H245ZM29 111H30V113H29ZM128 111V110H127ZM126 111V112H127ZM137 111V110H136ZM146 111V112H147ZM149 111H151L150 109H149ZM152 111H153V109H152ZM157 111V110H156ZM198 111V110H197ZM115 112H117V114L116 113H114L115 115H118V113H119V111H115ZM143 112V111H142ZM187 112H188V110H187ZM192 112V111H191ZM190 112V113H191ZM196 112V111H195ZM242 112V113H241ZM45 113V112H44ZM120 113H121V109H120ZM119 113V114H120ZM125 115H124V114ZM156 113V112H155ZM194 113V112H193ZM199 113H201V111L199 112ZM211 113V112H210ZM218 113H219V111H218ZM222 113H224V111H222ZM261 113L263 114L264 113V111L262 112L261 111ZM41 114V113H40ZM128 114H130V113H128ZM143 114V113H142ZM160 114V113H159ZM215 114V113H214ZM217 114V113H216ZM220 114V113H219ZM246 114V115H245ZM248 114V115H247ZM261 114V115H262ZM138 115H140L139 114V112H138ZM144 115V114H143ZM222 114H220V116H221ZM249 115H251V116H249ZM260 114H259V117H262ZM42 116V115H41ZM128 116H130V115H128ZM167 116V115H166ZM219 116V115H218ZM228 116L230 117V118H228ZM255 116V115H254ZM55 117V118H56ZM117 117H119V116H117ZM139 117H141L140 119H142V123H143V117L140 115ZM207 117V116H206ZM256 117V116H255ZM258 117V116H257ZM256 117V118H257ZM259 117H258V119H259ZM263 117H264V115H263ZM263 117H262V119H259V123H258V121L256 122V118L254 119H252V121H251V125H254L253 123H258V124H260L261 125V127H264V120H263ZM19 118H20V121H19ZM88 118H86V120L88 119ZM116 118V117H115ZM190 118V117H189ZM227 118V119H226ZM249 118V119H250ZM18 119V120H17ZM32 119V121H33V118H31ZM108 119V118H107ZM110 119V118H109ZM119 119V118H118ZM140 119H139V121H140ZM149 119V118H148ZM148 119H146L145 120V122L147 121L148 122ZM163 119V118H162ZM194 119H195V117H194ZM225 119H226V121H228V122H225ZM257 119V120H258ZM111 120V119H110ZM126 120H127V122H126ZM216 121H217V119H215ZM232 120V121H231ZM253 120L255 121V122H253ZM16 121L17 122H19L20 124L18 125V123L16 124ZM84 121V122H83ZM112 121V120H111ZM138 121V122H139ZM194 121V120H193ZM213 121H214V119H213ZM205 121V123L202 125V121L200 122L201 123V126L200 125H198V124H200V123H198L197 125H198V127H199V129H198V127L196 128V127H194V128H196L195 130H193V132L191 131V128H190V126H189V130H188V128H187V130H186V132L188 131V133H186V132H183L185 135H187V134H190V140H191V135L192 134H194L193 136H196V135H198L197 134V132H196V130L198 129V131H200L201 132V130L200 129H204V130H202L203 132L205 131H207V130H205V129H210V131H209V129H208V131H209V134L211 135V137L214 139V137L216 136L217 138H219V140L218 141H220L221 142V140H223L222 142H224L225 140H229V142L230 141H232V140H234V142L236 141L237 142V144H238V142H239V144H241V143H243V141H244V143H248L249 145L248 146H250V149L248 150V151H243V150H239V151H241V152H244V154L243 155H240L239 153H237V152H233V151H226L225 153L223 152V153H221V154H219V156H217V158H214L213 157V159H215L214 161H215V163L217 162V163H222V164H225L224 166V168L223 169H221V171H220V169H219V167L217 166V165H220V164H215L214 163V161H211L212 162V164L214 163V165H210V164H204V165H209L210 166V168H211V166H214V167H218V171L216 170V168L214 169L213 167V170H215L216 172H219V174L217 175V174H215L214 172L212 173V172H208V173H212V174H215V175H217L218 177L219 176H223V179H221L220 181H221V183H220V181L218 182L219 184H220V187H219V189L221 188V190H225L224 191V195H225V197H226V199H225V201H228V203H226V205L228 204V207H227V209H228V211H231L232 213H238V216H236L237 218H238V220L239 219H241L242 217L245 219V217H251L252 218V216L253 215H257L258 213L259 214H263L264 213V206H263V208H261V207H258V206H260L258 203H260L261 201H263L264 200V179H263V177L261 176V174H260V167H262L261 165H259V163H258V158H260L261 156H263L264 155V138H261V135H263L264 134V130H262V128L260 129L261 130V134L259 135L260 136V140H257V139H259L258 137L259 136H257V134H256V137L252 134L251 135V131H249V132H247L246 130L245 131H242V132H238V131H234L233 133L231 132H229L228 133V130H227V132H225L224 131V129H222V128H217V125H214V124H217V123H221V124H223V126H225V124L222 122V121H220V119H218V121L216 122V121ZM250 121V120H249ZM248 121V122H249ZM48 122V121H47ZM53 122V123H52ZM127 123V124H124V123ZM141 122H139V123H141ZM106 123V124H105ZM116 123L118 124V122H117V120H116ZM234 123V122H233ZM112 124V123H111ZM144 124V123H143ZM145 124H147V123H145ZM231 124L232 123H230V126H231ZM236 125L238 124V123H235ZM235 124H233V125H235ZM55 125V126H54ZM172 125V124H171ZM235 125V126H236ZM241 125H243V124H241ZM249 126V124L247 123L245 126ZM260 125H258V127L260 126ZM34 126H35V124H34ZM48 126V125H47ZM112 126V125H111ZM137 126V125H136ZM151 126V125H150ZM174 126V125H173ZM177 126V125H176ZM193 126H195V125H193ZM255 126V125H254ZM40 127V126H39ZM42 127V128H41ZM40 127V129L43 131V128H44V126H41ZM62 127V128H61ZM64 127V128H63ZM84 128H85V130H86V126L84 125L83 126ZM110 127V128H109ZM114 127V126H113ZM162 127V126H161ZM164 127V126H163ZM203 127V128H202ZM233 127V126H232ZM35 128H36V126H35ZM34 128V129H35ZM48 128V127H47ZM83 128V129H84ZM89 128V129H90ZM135 128H137V127H135ZM159 128V127H158ZM174 128V127H173ZM224 128V127H223ZM3 129V130H2ZM38 129V128H37ZM49 129V128H48ZM51 129V128H50ZM87 129H88V127H87ZM108 129V130H107ZM116 129V130H117ZM130 129V130H131ZM164 129V128H163ZM228 129V128H227ZM232 129V128H231ZM253 129V128H252ZM257 129V128H256ZM264 129V128H263ZM4 130H9L10 132H8V133H10V135H9V137H5L4 135H3V133L1 132V131H4ZM39 130V129H38ZM41 130L40 131H38V132H41ZM84 130V131H85ZM105 130V131H104ZM130 130H129V133H131L130 132ZM131 130V131H132ZM136 130H138V129H135V131L134 132H137ZM155 130V129H154ZM45 131V130H44ZM140 132V134H141V130H139ZM147 131H149L148 129H147ZM147 131L145 132L146 133V135H148L147 134ZM185 131V130H184ZM194 131H195V133H194ZM208 131L206 132L207 134H208ZM211 131H212V133H213V135H215V136H213L212 135V133H211ZM4 132H6V131H4ZM51 132V131H50ZM66 132V133H65ZM82 132V131H81ZM88 132H90V131H88ZM88 132H86V133H88ZM170 132H171V130H170ZM190 132V133H189ZM199 132V133H200ZM203 132L202 133H200V134H203ZM205 132H204V134H205ZM37 133V134H36ZM42 133V132H41ZM40 133V134H41ZM113 133V135H114V137H115V139H113L112 137H110V135ZM138 133V134H139ZM145 133H144V137L146 136L145 135ZM156 133V132H155ZM158 133V132H157ZM215 133V134H214ZM235 133V134H234ZM263 133V134H262ZM178 134V133H177ZM183 134V135H184ZM255 134V133H254ZM85 135V134H84ZM83 135V136H84ZM130 135V134H129ZM185 135L183 136L184 138L182 139V141L185 139ZM36 136V137H35ZM141 136V135H140ZM140 136L138 137V138H140ZM152 136V135H151ZM149 137L150 139H152V140H150L147 136V138H145V139H149L150 140V142H152L154 139L152 138V137ZM156 136H158V135H156ZM155 136V137H156ZM188 136V135H187ZM40 137V136H39ZM38 137V140L40 139ZM182 137V136H181ZM189 137V136H188ZM188 137H186V138H188ZM201 137V136H200ZM204 137H206V136H204ZM263 137V136H262ZM65 138V137H64ZM80 139H82V137H79ZM133 139V138H131V137H128L127 139ZM136 138H137V136H136ZM137 138V139H138ZM168 138V137H167ZM173 138H175L174 137V135H173ZM196 138V137H195ZM194 138V139H195ZM206 138H208V137H206ZM257 138V139H256ZM156 139V138H155ZM166 139V138H165ZM169 139V141H171L172 139H171V137H169L168 138ZM178 139V138H177ZM179 139H180V137H179ZM193 139V138H192ZM221 139V140H220ZM262 139V140H261ZM41 140V139H40ZM48 140V139H47ZM54 140V141H53ZM133 140H135V139H133ZM133 140H132V142H133ZM175 140V139H174ZM190 140H188V141H190ZM201 140V139H200ZM215 140H216V138H215ZM255 140V141H254ZM65 141H67V140H65ZM129 141V140H128ZM127 141V142H128ZM145 141V140H144ZM148 141V140H147ZM178 141H180V140H178ZM186 141H187V139H186ZM191 141H193L194 142V140H191ZM197 141V140H196ZM205 141V140H204ZM252 141H254V142H256L255 144L257 145V147H255L254 146V142H253V147H252ZM261 141V142H260ZM42 142V141H41ZM130 142V141H129ZM134 142H136V141H134ZM146 142V141H145ZM156 142V141H155ZM181 142V141H180ZM205 142H207V141H205ZM204 142V144L206 145V143ZM209 142V141H208ZM213 142V141H212ZM220 142H214L215 144H219ZM260 144H259V143ZM45 143V142H44ZM75 143V142H74ZM73 143V144H74ZM81 143V142H80ZM86 143V142H85ZM137 143V142H136ZM149 143V142H148ZM185 143V142H184ZM198 143H199V140H198ZM197 143V144H198ZM203 143V142H202ZM225 143V142H224ZM231 143H233V141L231 142ZM251 143V144H250ZM47 144H48V141H47ZM60 144V143H59ZM68 144V143H67ZM146 144H147V142H146ZM153 145H154V142L152 143ZM156 144V143H155ZM166 144H168V140H167V142H166ZM178 144V143H177ZM187 144H188V142H187ZM201 144V143H200ZM208 145H213V144H210V143H207ZM223 144V143H222ZM45 145H46V143H45ZM49 145V144H48ZM65 145H66V143H65ZM85 145V147H86V144H84ZM135 145H137V144H135ZM150 144H147V146H149ZM153 145H151V146H153ZM172 145V144H171ZM194 145H195V143H194ZM194 145H193V147H194ZM199 145V144H198ZM198 145H196V146H198ZM203 145V144H202ZM220 145H221V143H220ZM60 146V145H59ZM82 147H83V145H81ZM81 146H80V148H81ZM141 146V145H140ZM165 146H167V145H165ZM165 146H163V147H165ZM174 146V145H173ZM181 146V145H180ZM184 146H186V145H184ZM207 146V145H206ZM247 146V147H248ZM68 147V146H67ZM131 147V146H130ZM134 147V146H133ZM144 147H146V145L144 146ZM144 147H142L143 149H144ZM162 147V151H164V148ZM169 147V146H168ZM167 147V148H168ZM178 147H179V145H178ZM189 147V146H188ZM199 147H200V145H199ZM204 147V145L202 146V148ZM29 148V149H30ZM66 148V147H65ZM135 148L136 149H138L139 147H136L135 146ZM166 148V147H165ZM166 148V149H167ZM173 148V147H172ZM201 148V149H202ZM212 148V147H211ZM210 148V149H211ZM219 148V147H218ZM218 148L216 149V150H218ZM68 149V148H67ZM79 149V150H78ZM140 149V148H139ZM149 149H150V147L148 148V150L146 151L145 149H144V151H146V152H149ZM169 149V148H168ZM180 149V148H179ZM185 149H186V147H185ZM188 149V148H187ZM194 149L195 148H193V151H191L192 150V148H190V150L189 151H191L193 154H194ZM229 149H231L230 148V146H229ZM228 149V150H229ZM66 150V149H65ZM81 150H82V148H81ZM86 151H87V149H85ZM125 150H129V149H125ZM132 150V149H131ZM153 150H155V148L153 149ZM176 150V149H175ZM196 150V149H195ZM198 150V149H197ZM196 150V151H197ZM203 152H205L207 149L204 147L203 148ZM215 150V151H216ZM223 150V149H222ZM91 151V152H90ZM122 151H124V150H122ZM137 151V150H136ZM143 151V150H142ZM143 151V152H144ZM157 150H155V152H156ZM167 151V150H166ZM173 151H174V149H173ZM173 151H172V153H173ZM177 151V150H176ZM181 151V150H180ZM201 151L202 150H200V154H198V152H199V150H198V152H197V155L198 156H200V159H202V157L201 156H204L205 155V153L203 154V155H201ZM33 152V151H32ZM35 152V151H34ZM55 152V151H54ZM124 152H129V151H124ZM139 153H141L140 151H138ZM155 152H152L151 150H150V152H149V154H151V155H153V153L155 154ZM165 152V151H164ZM168 152V151H167ZM170 152H171V149H170ZM179 152V150L177 151V153ZM191 152H189V153H185L187 156H190V154H191ZM210 152H211V150H210ZM217 152V151H216ZM220 152V151H219ZM65 153V152H64ZM86 153V152H85ZM90 153H91V155H90ZM135 153V152H134ZM134 153H132L133 155H134ZM158 152H156V154H157ZM177 153H175V154H177ZM61 154H63L62 152H61ZM136 154V153H135ZM147 154V155H146ZM144 156L146 157H149L148 155V153H146ZM166 154V153H165ZM178 154H180V153H178ZM177 154V155H178ZM181 154H182V151H181ZM193 154H191L192 155V158L191 159H194V157H195V159L194 160H192L193 162H189L191 165L190 166H193V165H195V167H197V168H199V166H196V163H197V161L196 162H194L196 159H199V158H196V154H194V156H193ZM208 154H209V152H208ZM89 156V158H90V160H91V162H93V164H94V166H93V164H92V166H93V169L91 168V166H90V168L92 169V170H90V169H87L86 167H85V159H86V157H88ZM113 155L114 154H112L111 156L113 157ZM120 156H121V154H119ZM119 155H117V156H119ZM129 155L131 156V153H129ZM138 155V154H137ZM158 155V154H157ZM157 155H155V157L157 156ZM172 155V154H171ZM184 155V154H183ZM196 155V156H195ZM211 155H213L214 156V154H211ZM261 155V156H260ZM48 156H50V155H48ZM59 156H60V154H59ZM65 156V155H64ZM135 156V155H134ZM133 156V157H134ZM162 156V153H160V157ZM165 156H167V158L165 157ZM165 156H163V157H161L160 159L163 161V164H165L166 163V161H168V160H171V161H175L176 160V162H177V157L176 156H174V154H173V158H172V156H171V158H170V154H169V156H168V153H167V155H165ZM210 156V155H209ZM115 157V156H114ZM122 157H124V155H123V153H122V156H121V158ZM144 157V158H145ZM146 157V158H147ZM152 157V156H151ZM150 157V158H151ZM154 157V156H153ZM174 157H176L175 159H174ZM50 158H52V157H50ZM49 158V159H50ZM88 158V159H89ZM119 158V161L120 160H122L120 157H118ZM125 158H128V156L126 157V155H125ZM169 158V159H168ZM262 158H264V157H262ZM26 158H24V160H25ZM42 159V158H41ZM117 158H115V160H116ZM151 159H154V158H151ZM159 158L157 159L158 161V165H159V162L161 161ZM205 159H210V158H208V157H204V159L203 160H205ZM52 160V159H51ZM67 160H69L68 161V163H67ZM127 160V159H126ZM139 160V159H138ZM137 160V161H138ZM143 160V159H142ZM188 160V159H187ZM203 160L201 161L202 162V164H203ZM27 161V160H26ZM43 161H46V160H43ZM96 162V164H95V162ZM117 161V160H116ZM118 161V162H119ZM129 161V160H128ZM130 161H131V159H130ZM207 161V160H206ZM47 162V161H46ZM52 162V161H51ZM51 162H49L50 164H51ZM54 162V161H53ZM52 162V163H53ZM132 162V161H131ZM170 162V161H169ZM174 163L175 165L177 164H180V163ZM182 163L184 162V161H181ZM208 162V161H207ZM122 162H120V164H121ZM141 163V162H140ZM162 163V162H161ZM160 163V164H161ZM188 163V164H189ZM199 163V162H198ZM209 163H210V160H209ZM36 165H38L37 163H35ZM41 164H42V162H41ZM43 164H45V162L43 163ZM117 164V163H116ZM133 164H135V163H133ZM138 164V163H137ZM147 164H149V163H147ZM154 164V163H153ZM153 164H152V162H151V165H152V168L154 167L153 166ZM183 164H185V162L183 163ZM187 163L185 164L186 166L188 165ZM193 164V165H192ZM200 164V163H199ZM33 165H34V163H33ZM53 165V164H52ZM58 165H59V163H58ZM61 165V164H60ZM117 165H119V164H117ZM130 165V164H129ZM154 165H156V164H154ZM162 165V164H161ZM160 165V168L162 167ZM168 165V164H167ZM167 165H165V166H163V167H165L164 169H169L170 167H171V165H170V167L169 166H167ZM198 165V164H197ZM203 165V166H204ZM53 166H56V165H53ZM62 166V165H61ZM120 166V165H119ZM179 166V165H178ZM201 166V165H200ZM43 167H45V166H43ZM42 167V168H43ZM47 167V166H46ZM52 167V166H51ZM151 167V166H150ZM162 167V168H163ZM168 167V168H167ZM177 167V166H176ZM189 167V166H188ZM208 167V166H207ZM206 167V168H207ZM238 168V169H240L241 170V172H238V171H236V169L234 170L233 168ZM89 168V167H88ZM194 168V167H193ZM196 168V169H197ZM211 168V169H212ZM28 169H30V171L28 170ZM34 169V168H33ZM35 169H37V168H35ZM35 169H34V171H35ZM52 169V168H51ZM155 169V168H154ZM157 169H158V167H157ZM164 169H161V171H162V173H161V171L160 170H158V174H160L161 175V177H160V175H159V178H157V181H161L160 179H162L163 177H162V174H164V177H166L165 175H166V173H164ZM181 169V168H180ZM184 169V168H183ZM192 169V168H191ZM261 169H263L264 170V164H263V168H261ZM45 170H47V168H45ZM50 170V169H49ZM170 170V169H169ZM172 170V169H171ZM52 171H54V169L52 170ZM52 171H51V174H52ZM112 171V170H111ZM117 171V170H116ZM148 171V170H147ZM156 171V170H155ZM198 172H199V170H197ZM196 171V172H197ZM201 171H203V170H201ZM200 171V173L202 174V172ZM205 171H207V169L205 170ZM204 171V172H205ZM208 171H210L209 169H208ZM50 172V171H49ZM72 173V175L74 176V187H72V184H71V182H70V180H69V176H68V174L69 173ZM133 172V173H132ZM149 172V171H148ZM166 172V171H165ZM171 172V171H170ZM173 172V171H172ZM168 173H169V171H168ZM167 173V174H168ZM180 173V172H179ZM199 173V174H200ZM207 173V172H206ZM207 173V175L206 176H210V174H208ZM236 174L237 173V176H238V184H240L239 185V189L238 188H235V187H233L234 188V190L232 191L231 190V188L229 189V182L230 181H236V179H237V177H234L233 176V174ZM25 176H24V175ZM131 174H132V176L133 177H135V178H130L131 177ZM150 174H152V173H150ZM171 174V173H170ZM53 175V174H52ZM111 175H113V171H112V174ZM190 175V174H189ZM188 175V176H189ZM193 175H195V173L193 174ZM42 176H43V174H42ZM41 176V177H42ZM54 176V175H53ZM147 176V175H146ZM145 176V177H146ZM151 176V175H150ZM149 176V177H150ZM153 176V175H152ZM158 176V175H157ZM195 176H197V175H195ZM212 176V175H211ZM27 177V179L28 180H26L25 178ZM144 177V179H145V183H151L150 181L149 182H147L146 181V178ZM168 177H169V175H168ZM184 177V176H183ZM186 177V176H185ZM184 177V178H185ZM197 177H200V176H197ZM213 177V176H212ZM56 178V177H55ZM97 179V181H96V179ZM151 178H153V177H151ZM248 178H252V179H254V183L255 184H253V185H247V180H248ZM41 179V180H40ZM131 179V180H130ZM136 179V180H135ZM159 179V180H158ZM169 179V178H168ZM172 179V178H171ZM178 179H180V178H178ZM186 179V178H185ZM209 179V178H208ZM210 179H211V177H210ZM30 180V181H29ZM163 180V179H162ZM166 180V181H165ZM205 180V179H204ZM203 180V178L202 177H200V181H199V185L201 184V182L202 181H204ZM20 181H21V179H20ZM23 181V182H24ZM141 181H143L142 179H140V182H138L140 185H139V187H138V189H142L141 188ZM153 181V180H152ZM164 183L163 184H165V185H167L166 184V182H170V181H167V177H166V179H164ZM215 181H216V179H215ZM33 182V183H32ZM58 182V181H57ZM182 182V181H181ZM187 182V181H186ZM22 183V182H21ZM26 184H28L27 182H25ZM185 182H183V184H184ZM198 183V182H197ZM197 183H195V184H197ZM203 183V182H202ZM216 183V182H215ZM28 184V185H29ZM147 184V185H148ZM156 184H157V182H156ZM170 184V183H169ZM180 184V183H179ZM178 184V185H179ZM203 184H205V183H203ZM202 184V185H203ZM206 184H209V183H206ZM205 184V185H206ZM219 184H217V186H219ZM154 185V184H153ZM161 185V184H160ZM199 185L197 184V186H198V188L200 189V187H199ZM201 185V186H202ZM214 185V184H213ZM133 186V187H134ZM170 186V185H169ZM191 186V185H190ZM189 186V187H190ZM197 186H195L196 188H197ZM149 187V186H148ZM155 187L156 188H158L156 185H155ZM162 187V186H161ZM173 187V186H172ZM176 187V186H175ZM206 187H207V185H206ZM216 187V186H215ZM14 188H18L17 190L19 191H15L14 190ZM26 188V189H25ZM46 188V189H45ZM73 188H74V190H73ZM134 188V189H135ZM147 188V186L145 187V190H147L146 189ZM150 188V187H149ZM160 188V187H159ZM170 188V187H169ZM202 189H203V187H201ZM205 188V187H204ZM208 188H210L211 189V187H209L208 186ZM250 188H254V189H256L255 191L257 192V194H258V196L260 197V201H258L257 202V199L256 198H254V194H253V192H252V189H250ZM45 191V193H44V195H43V193H41L40 194V190L43 192V190ZM144 189V188H143ZM142 189V190H143ZM151 189V191L153 192V190L152 189H155V188H150ZM173 189H174V187H173ZM173 189L171 190V191H173ZM189 189H191V188H189ZM202 189H200L201 191H202ZM207 188H205V190H206ZM253 189V190H254ZM141 190V191H142ZM145 190H143L144 192H145ZM200 190H198V191H200ZM204 190V189H203ZM204 190V191H205ZM16 192V193H13V192ZM148 191V190H147ZM146 191V192H147ZM169 191V190H168ZM175 191V190H174ZM190 191V190H189ZM197 190H196V192H198ZM207 191V190H206ZM55 192V191H54ZM177 192V191H176ZM191 192H193V191H191ZM208 192V191H207ZM209 192H211V191H209ZM208 192V193H209ZM57 193V192H56ZM139 193V192H138ZM167 193V192H166ZM185 193V192H184ZM208 193H206L205 192V195H207ZM212 193H213V191H212ZM17 196H16V195ZM33 194V195H32ZM51 194V193H50ZM99 194V195H98ZM151 195V193H149V191H148V194L147 195ZM187 194V193H186ZM186 194H184V195H186ZM192 193H190L189 194V192H188V198L190 199V196L192 197V200H193V197L195 196L194 194L193 195H191ZM199 194V193H198ZM53 195H54V193H53ZM174 195V194H173ZM184 195H181L182 196V198H183V196ZM199 195H203V196H205L204 194H201V192H200V194ZM209 195V194H208ZM207 195V196H208ZM210 195H211V193H210ZM210 195L207 197V196H205V198H207V199H213V197L211 196L210 197ZM215 195H219V193L217 192V194H215ZM221 195V194H220ZM11 196H15L17 199H16V201H15V199H14V204H13V202L10 200V197ZM43 196H45V198H44V200H43ZM60 196V195H59ZM60 196V197H61ZM202 196V197H203ZM213 196H214V194H213ZM13 197H12V199H13ZM50 197V196H49ZM148 197H150V196H148ZM152 197V196H151ZM172 197V196H171ZM185 197V196H184ZM186 197V198H187ZM224 197V198H225ZM239 198L240 200H241V206H235L234 205V198ZM144 198V199H143ZM195 198V200H196V198H200V196L198 197V196H196V197H194ZM216 198V197H215ZM223 198V197H222ZM3 199V198H2ZM50 199V198H49ZM56 199H57V197H56ZM150 199V198H149ZM162 199V198H161ZM183 199H185V198H183ZM204 199V198H203ZM221 199V198H220ZM234 199V200H233ZM51 200V199H50ZM64 200V199H63ZM194 200V201H195ZM206 200V199H205ZM214 200V199H213ZM216 200V199H215ZM222 200H224V199H222ZM57 201V200H56ZM182 201H184V200H182ZM181 201V202H182ZM185 201H187V200H185ZM189 201V200H188ZM187 201V202H188ZM199 201H202L201 199L199 200L198 199V203H199ZM204 201V200H203ZM207 201V200H206ZM206 201H204V203L206 202ZM50 202V201H49ZM167 202V203H166ZM169 202V203H168ZM210 202H211V200H210ZM216 202V201H215ZM60 203V202H59ZM58 203V204H59ZM183 203V202H182ZM181 203V204H182ZM185 203V202H184ZM189 203V202H188ZM197 202H195V204H196ZM209 203V202H208ZM214 203V202H213ZM213 203H211V204H213ZM238 203V202H237ZM14 206H13V205ZM32 204V205H31ZM36 204V203H35ZM41 204V203H40ZM39 203H38V205H40ZM192 204V205H191ZM206 204V203H205ZM210 204V203H209ZM224 204V203H223ZM37 205V204H36ZM36 205H34V207H33V209H36V208H39V206L37 207ZM45 204L43 203V205L42 206H44ZM64 205V204H63ZM74 205V204H73ZM150 205V206H149ZM191 205V207L193 206V203H189V206ZM200 205V204H199ZM198 204H197V206H199ZM206 205H208V204H206ZM225 205V204H224ZM223 205V206H224ZM225 205V206H226ZM262 205H264V203H262ZM261 205V206H262ZM178 206H180V205H178ZM182 206V205H181ZM195 206V205H194ZM193 206V207H194ZM196 206V207H197ZM203 206V205H202ZM211 206V205H210ZM214 206V205H213ZM222 206V205H221ZM224 206V207H225ZM76 207V206H75ZM190 207V208H191ZM196 207H194V208H196ZM209 207V206H208ZM216 206H214L213 208H215ZM219 207V206H218ZM43 208V207H42ZM45 208V207H44ZM44 208H43V210H44ZM49 209L51 208V207H48ZM58 208H59V206H58ZM60 208H61V206H60ZM79 208V207H78ZM179 208V207H178ZM183 208H186V205H184V207ZM190 208H188V210L190 209ZM198 208V209H197ZM195 210H201L202 209V207H197ZM221 208H223V207H221ZM40 209H41V205H40ZM62 209V208H61ZM242 209H244V212L242 211ZM29 210H31V209H29ZM36 210H38V209H36ZM131 210H134V211H136V217H132L131 216V214H130V211ZM171 209H169V211H170ZM182 210V209H181ZM192 210V209H191ZM191 210H189V211H191ZM207 210V209H206ZM211 210H212V208H211ZM214 210V209H213ZM218 210H220V208L218 209ZM223 210H225V208H223ZM39 211V210H38ZM37 211V212H38ZM42 211V210H41ZM67 211V214H68V211L69 210H66ZM168 211V212H169ZM178 211V210H177ZM187 211V210H186ZM209 211V210H208ZM216 211H217V208H216ZM227 211V210H226ZM26 214H25V213ZM31 212H33V210H31ZM36 212V211H35ZM43 212H46L45 210L44 211H42V213ZM57 212V211H56ZM74 212H76V211H73V209L72 210H70L69 211V213H71V215H73L74 214ZM176 212V211H175ZM179 212H180V210H179ZM192 212H194V211H192ZM192 212H189V213H191V215H192ZM195 212H197V211H195ZM225 212V211H224ZM257 212V213H256ZM53 213V212H52ZM59 213V212H58ZM80 213V212H79ZM181 213H183V214H185V209H183L182 211H181ZM187 213H188V211H187ZM189 213L187 214V215H189ZM204 213V212H203ZM202 212H201V214L202 215H204V214H207V213H204L203 214ZM235 213V214H236ZM29 215H31L30 214V212L28 213ZM35 214L36 213H34L33 215L35 216ZM45 214H48V213H45ZM57 214V213H56ZM81 214V213H80ZM170 214H172L173 215V212L172 211H170ZM169 214V216H171L172 217V215H170ZM178 214V213H177ZM201 214H199V215H201ZM211 214V213H210ZM210 214H209V216H210ZM28 215V216H29ZM32 215V216H33ZM53 215V217H54V213L52 214ZM168 215V214H167ZM180 213H179V217H178V219H176V214L174 213V216L173 217H175L174 218V220L175 221H177L178 220V223L179 224H186L184 221H182L181 220V218H180ZM187 215H186V217H187ZM196 215V214H195ZM194 215V216H195ZM198 215V214H197ZM198 215V217H200L201 218V216H199ZM237 215V214H236ZM34 216H33V218H34ZM68 216H69V214H68ZM74 216V215H73ZM72 216V217H73ZM183 216V215H182ZM181 216V217H182ZM193 216V215H192ZM218 216H219V214H218ZM226 216V215H225ZM240 216H242L241 218H239ZM173 217H172V219H173ZM204 219H205V217L204 216H202ZM216 217V216H215ZM73 218H75V217H73ZM169 218V217H168ZM179 218H180V220L182 221V222H179L180 220H179ZM192 218V217H191ZM199 218V219H200ZM213 217H211V219H212ZM220 218V217H219ZM219 218L217 217L216 218V220L218 219L219 220ZM237 218H235L236 219V221H237ZM242 218V219H243ZM76 219V218H75ZM158 219H160V221L158 220ZM188 219H190V218H188ZM211 219H209V218H207L206 220H211ZM234 219V218H233ZM232 219V220H233ZM29 220H30V218H29ZM53 220V219H52ZM226 220L227 221H230V219L228 220L227 219V216H226ZM231 220V221H232ZM245 220H247V219H245ZM243 221V222H246V221ZM32 221H33V223L34 224H31L32 223ZM213 221V223L215 222V219H213V220H211V222ZM222 221V220H221ZM220 221V222H221ZM224 221V220H223ZM242 220H239V222H241ZM75 222H78L77 221V219L75 220ZM187 222H189V221H187ZM204 222H207V221H204ZM208 222H210V221H208ZM210 222V224L212 225L213 223H211ZM217 222V221H216ZM220 222H218V223H220ZM74 223V222H73ZM235 223H238V222H235ZM247 223V222H246ZM35 224H36V227H37V233L36 234H34V235H36V236H29V232H28V230H29V228H30V225H33V226H35ZM50 226H49V225ZM55 224V223H54ZM208 224V223H207ZM209 224V225H210ZM222 225V227L224 226L223 225V223H221ZM52 225V226H51ZM56 225V224H55ZM176 225H177V222H176ZM174 226V227H177V228H179L180 227V225L179 226ZM189 225H191V224H189ZM203 225H206V224H204L203 223ZM208 225V226H209ZM214 225H217V223H214L212 226L213 227H219V226H214ZM238 225H241V224H238ZM182 226V225H181ZM202 226V225H201ZM207 225H206V228L208 227ZM236 226V228H238L237 227V224L235 225ZM234 226V227H235ZM243 226H245L244 224H243ZM246 226H247V224H246ZM195 227V226H194ZM203 227V226H202ZM210 227V231H211V229L213 228H211V226H209ZM234 227H231V229L233 228L234 229ZM31 228H34V227H31ZM163 228H164V230H163ZM188 228V227H187ZM187 228H186V230H187ZM190 228V227H189ZM203 228H205V227H203ZM220 228V227H219ZM218 228V229H219ZM229 228H230V226H229ZM244 228V227H243ZM247 228V227H246ZM181 229H184V227L182 228L181 227ZM180 228H179V230H181ZM221 229H224V228H221ZM221 229H219L220 230V232H218V233H216V234H214V235H216V237H219L218 235H219V233H221L222 231H221ZM228 229V228H227ZM226 229V230H227ZM231 229H230V232L229 231H227V232H225V231H223L224 233H231L232 231H231ZM49 230V231H48ZM76 230H78V228L76 229ZM175 230V229H174ZM173 230V231H174ZM192 230V229H191ZM207 230H209V229H207ZM212 230H214V229H212ZM218 230V231H219ZM234 230H236V231H238L237 229H234ZM242 230V229H241ZM244 230H245V228H244ZM31 231H33V229L32 230H30V232ZM57 231H58V228H57ZM57 231H56V234H57ZM188 232H190V230H187ZM194 231H195V229H194ZM205 231V230H204ZM215 231H217V229H215ZM236 231H235V233H236ZM243 231V230H242ZM245 231H247V232H251L252 231V229H246ZM244 231V232H245ZM52 232V231H51ZM50 232V233H51ZM175 232V231H174ZM173 232V233H174ZM186 232V231H185ZM196 232H198L197 230H196ZM211 232H213V231H211ZM210 232V233H211ZM222 232V233H223ZM33 233V232H32ZM235 233H234V235H235ZM4 234V235H3ZM5 234H6V237H5ZM59 234V233H58ZM180 234V233H179ZM182 234V233H181ZM181 234L179 235V236H181ZM191 234H193V233H191ZM209 234V233H208ZM211 234H213V233H211ZM210 234V235H211ZM218 234V235H217ZM59 235H61V234H59ZM78 235V234H77ZM76 235V236H77ZM80 235V234H79ZM175 235V234H174ZM194 235V234H193ZM192 235V236H193ZM222 235V234H221ZM249 235V234H248ZM258 235H259V233H258ZM82 236V235H81ZM178 236V235H177ZM178 236V237H179ZM198 236L200 237V233L198 234ZM197 234H196V239H197ZM209 235H207L206 236V238L208 237ZM256 236V235H255ZM259 236H261V235H259ZM263 236H264V233H263ZM263 236H261V238L263 237ZM51 237H53V238H51ZM55 237H58V236H55ZM60 237V236H59ZM174 237V238H173ZM202 237V236H201ZM84 238V239H85ZM192 238H194V237H192ZM191 238V239H192ZM214 238V237H213ZM76 239H77V237H76ZM172 239V240H171ZM195 238L194 239H192V240H194L193 242H195V241H198L199 240V246H201L200 245V241L201 240H203V239H197L196 240ZM209 239H210V241L208 240V239H206L205 241H209L210 243H209V245L212 243L211 242V238L209 237ZM257 239V238H256ZM258 239H259V237H258ZM262 239H264V238H262ZM261 239V241H263ZM81 240V239H80ZM83 240V239H82ZM171 240V241H170ZM216 240V239H215ZM213 241V243H216V241ZM86 241H84V242H86ZM173 241V242H172ZM252 241V243L253 244H255V242H253V240H251ZM255 241V240H254ZM60 242V241H59ZM81 242V241H80ZM84 242H82V243H84ZM175 242V245L173 244V246H174V248H176L175 246H177V247H179L180 248V251H175L176 249H174L173 248V246L171 245V243H174ZM193 242L191 243V244H193ZM238 242V241H237ZM236 242V243H237ZM264 242V241H263ZM262 242V243H263ZM208 243V242H207ZM260 243V242H259ZM85 244V243H84ZM169 244L172 246V248L169 246ZM190 244V245H191ZM206 244V243H205ZM217 244V243H216ZM218 244H219V242H218ZM217 244V245H218ZM243 244H244V242H243ZM261 244V243H260ZM260 244H259V246L257 247V248H255L256 250L258 249L259 251L258 252H260V253H262L263 252V254L262 255H264V244H261V248H262V251L260 250L261 248H259L260 247ZM81 245V243L77 246V252H73V254H74V256L73 257H75L77 254L76 253H78V254H80L81 253V250L83 249L82 248V245ZM197 245V244H196ZM196 245H194V246H196ZM204 245V244H203ZM214 245V244H213ZM222 245V244H221ZM186 246V245H185ZM219 246H220V244H219ZM238 246V245H237ZM241 246H245V245H242V242H241V244H240V247H237V248H240L241 249ZM98 247H100V249H101V247H103V249H101L100 250V252L102 251V250H104V251H102V253H100V252H98ZM206 247V246H205ZM204 247V248H205ZM221 247H224V246H221ZM220 247V249H222ZM248 247L250 248V247H252L251 245H248L247 246V251H246V248H245V251L246 252H250V253H252V252H254L253 250H252V248L250 249V251H249V249H248ZM20 248H22V250L24 249V254L26 255H24L23 254V251L21 252V250H20ZM69 248V247H68ZM82 248V249H81ZM187 248L189 249V247H188V245H187ZM197 248V247H196ZM86 249V248H85ZM88 249H86V250H88ZM190 249H191V247H190ZM190 249H189V251H190ZM201 249V248H200ZM226 249V248H225ZM236 249V248H235ZM243 249L244 248H242V250H240V252L242 253L243 252ZM179 250V249H178ZM227 250V249H226ZM251 250H252V252H251ZM10 251H12L11 253L13 254H11L10 253ZM21 252V254H20V252ZM192 251V250H191ZM221 251V250H220ZM219 251V252H220ZM237 251H239V249L237 250ZM244 251V252H245ZM7 252H9L10 254H8ZM88 252V251H87ZM200 252V251H199ZM202 252H204V251H202ZM213 252V251H212ZM225 251H223V253H224ZM258 252H256V254L258 253ZM64 253V252H63ZM88 253V254H89ZM192 253H193V251H192ZM196 253H198V252H196ZM213 253H216V252H213ZM212 253V255H214ZM227 253V252H226ZM8 254V255H7ZM72 254V255H73ZM88 254H86V255H88ZM101 254L102 255H104L105 257V260H102L101 258H100V256H101ZM199 254V253H198ZM198 254H195L196 256H198ZM200 254H201V252H200ZM20 255H22V256H20ZM83 255V254H82ZM90 255V254H89ZM89 255L87 256L88 257V259H89ZM190 255V254H189ZM253 255V254H252ZM262 256L261 254H257L256 255V258H254L255 259V261H256V264L258 263V264H260L261 262V260H259V258L260 257H258V256ZM10 256H12V257H10ZM84 256V255H83ZM178 256H179V254H178ZM200 256V255H199ZM198 256V257H199ZM211 256V255H210ZM209 256V257H210ZM228 257H232V256H229V255H227ZM24 257V258H23ZM76 257H78V256H76ZM76 257H75V259H76ZM177 257V256H176ZM194 257V256H193ZM214 256H212V258H213ZM215 257H216V255H215ZM235 257V256H234ZM258 257V258H257ZM82 259V263H80L79 262V260H75L76 261V263H78V264H87V263H84L85 261V257H81ZM218 258V257H217ZM217 258H216V260H217ZM246 257H244V259H245ZM262 258H263V256H262ZM185 259H186V257H185ZM218 259H221L220 257L218 258ZM225 259V258H224ZM226 259H232V258H227L226 257ZM243 259V260H244ZM249 259H253V257L252 258H248L246 261H247V264H253L254 262H252V261H254V259L253 260H249ZM256 259H258L259 260V262L256 260ZM80 260V261H81ZM167 260H168V258H167ZM169 260V261H170ZM182 260V259H181ZM204 260H208V259H204ZM214 260V259H213ZM215 260V262L216 263H219V262H217V261H220V260H217L216 261ZM234 260V259H233ZM238 260V259H237ZM244 260V261H245ZM248 260H249V263H248ZM59 261H61V260H59ZM78 261V262H77ZM175 261L177 262V263H175ZM201 262H203L202 260H200ZM199 261V262H200ZM244 261H243V263H244ZM251 261V262H250ZM173 262V261H172ZM209 262V261H208ZM222 262H224V260H221V263ZM227 263H228V261H226ZM224 263V264H227V263ZM230 262V261H229ZM232 262V261H231ZM235 262H236V260H235ZM239 262V261H238ZM262 262H264V259L262 260ZM5 263V262H4ZM63 263V262H62ZM74 263V262H73ZM72 263V264H73ZM6 264V263H5ZM16 264V263H15ZM71 264V263H70ZM89 264V263H88ZM171 264V263H170ZM181 264V263H180ZM186 264V263H185ZM202 264V263H201ZM203 264H204V262H203ZM230 264V263H229ZM244 264H246V262L244 263ZM264 264V263H263Z\"/></svg>", "mask_w": 264, "mask_h": 264}]
</instances>
